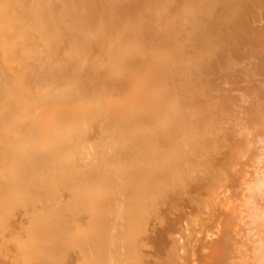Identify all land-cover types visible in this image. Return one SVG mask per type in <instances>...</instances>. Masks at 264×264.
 I'll use <instances>...</instances> for the list:
<instances>
[{"label": "bare ground", "instance_id": "1", "mask_svg": "<svg viewBox=\"0 0 264 264\" xmlns=\"http://www.w3.org/2000/svg\"><path fill=\"white\" fill-rule=\"evenodd\" d=\"M33 1L34 0H32V1L30 0V3H28L29 1L27 0V4H30L29 7L31 6V2L37 3V1H38L39 3H41L43 0H41V2L39 0H36L34 2ZM54 1H53V3H54ZM59 1L60 0H58L57 3H54V4L51 3L54 7L53 9L57 8L56 6L60 5V3L63 2V0H61L60 3H59ZM88 1H90V2L92 1L91 3L94 7L92 5H90L91 4L90 2H88L89 3L88 5L92 8H90L88 6L90 8V10L87 8L88 11L85 8V11H87V12H84V10H83L84 5L85 6L87 5L86 4L87 0H85V2H84V0H81V1L80 0H75V1L68 0L69 4L72 7H70L68 4H66L67 1L65 0V4L67 5V7L64 6L65 5L64 2L61 3V4H64V5H62V7H61V5L58 6V8L59 7L62 8V9L59 8L60 10H58V8H57L58 14L60 13V11L66 12L67 9L69 10V8H74V12L72 9L70 10L71 12L68 11V13L72 14V16L70 15V17H68L69 15H67L68 19L66 18L68 21L66 23L67 24L71 23L70 24L71 26L68 27L70 30L66 27L67 25L65 24L66 15H64V19L62 17V14H65L64 12L60 13L61 16L58 14L56 15V13L54 14V12H52L53 13V16H52V13L50 12L51 13L50 16H52L54 18V21L58 20L60 22L61 20H59V19H62V21L63 20L64 21L63 22L61 21V22L66 25V26L64 25L66 27V29L63 26V24H60V29L57 26L58 32H57V29H55L56 30L55 36L57 35V33L60 34L62 31V33L63 34L66 33L68 37L70 35V34L68 35V33L73 34L71 36H72V38L74 37L73 39L70 38L71 36L69 37V40L70 39L72 40V41L70 40L71 42L66 41L68 38H66V40H64V42L61 38H60L61 40H58L59 38H57L58 41H61V43H63L59 46L56 45L57 48L55 47V49H58V53L60 52L58 55L57 51H54L55 49H53V46L51 47V44L53 45L54 42L50 41V40L48 42H45L46 40L43 39L44 37L46 39H47V37H49L50 34L48 35V33H47L49 31H47V29H46V32L45 31L41 32L45 27L48 28L47 27L48 25L47 26L45 25V27H43L44 22H42L43 19L46 18L45 15H48L47 10H45L46 14L43 13L44 17L42 18L41 15H43V14H42V12H40V9H39V12H40L39 15L40 16H38L36 14V13H38V11L36 10L37 9L36 3H35V5H32L33 8L30 7L31 10L32 9H34V10L27 12V8L29 10H30V8L28 7L27 4H26L27 5V7H26V5H25L26 0H0V70H2V71H0L1 72L0 73V84L3 83V85L2 84L1 85L4 86L6 89L8 87L7 91L11 90V91H9V93H7L6 91H3L5 89L4 87H2V89H3L2 91L0 89V98H1L0 99L1 100V102H0V111L1 112L0 113L2 114L0 116H3L4 114H6V117L10 116L7 119H5L4 123L3 124L1 123L2 125L0 126L1 129L5 130L4 132H7V133L2 134V135H6V137L2 141L0 140V145L2 146V147L0 146L1 150H2L0 152V154L3 152V154H2L3 156L0 158V166H1L0 167V264H36L37 260L39 263L44 262L43 264H45L46 262H47V264H49V263H53V264L54 263H56V264H69L70 263L71 264L72 261L77 262L75 264H99L100 258H101V262H103V264L105 261H106L105 264H121L124 261H128L127 259L130 258L129 257L130 254H131L130 256H131L132 260H134L133 261L134 263L133 262L131 263V261L129 263V261H128L127 264H136L138 262L136 259L140 258L138 256L139 253H135V255H136L135 256V255H133L134 253L132 251L135 248L136 249L134 252L139 251L142 246H143V248H145V250H147L146 247H150V245H153V244H150L148 246V244H147V246H144V244L146 243V242H144V244L141 247H139V245L137 246V244H135V243L128 242L129 238H127V236L132 234V233L134 234V232L136 231L135 227H137L139 224L142 225L144 222V220L142 218L143 216H141V217L139 216V218H142L140 220H138V217L136 218V215L139 214V213H137L138 211L136 212V209L134 212L135 205L137 204V202L140 199V197L138 198L136 196H137V194H139V196L142 194V196H143V193H145V195H148V193L150 191H151L150 193L153 195L154 193L156 194V192L154 189L155 188V182H153L154 180H152L151 182H148V184L151 183V186H152V183H154L153 184L154 187L153 186H152L153 188L151 187L152 190H154V193L152 190H149L151 188H150V185L147 186V180H146L145 184H146V187L149 189H145V191L146 190H149V191L144 192L143 188L145 186L143 185L144 187H142V185H141L142 181L140 184L138 183L139 180H137V179L139 178V176L137 175V173H134V172L136 170L135 167H137V165H139V163L137 164V162L139 160H142L144 163V160H146L148 158V157L146 158V155L151 153V156L153 157L154 155H152V152H153V154L156 155V153H155L156 151H158V156L160 155L161 157H162V155H164L165 153L167 154V152L170 151L171 154L173 152L172 156L174 155L175 152H177L176 153L177 158L179 156L182 157V156L186 155V157H185L186 159L183 157L180 160V157H179L178 159L180 161V164L178 163V161L177 162L174 161V163L176 165H173L174 164V163H172L173 161L172 162L169 161V159L171 158V156L169 155L170 157L168 156L167 160L171 163L168 162L169 166H167L168 163L166 164V162L164 160V159H166V158H164L165 156H163L161 158V159L164 158L163 162H164V165H166L167 167H165L161 161L162 165L160 163L161 167L159 169H162V170H161V172L159 170H157L155 175L159 174L158 176H161L162 174L163 175L166 174L163 172L166 169H167V171H165V172H167V174H168V175L166 174L167 177L169 176V174H172L171 176H174L173 173H175L176 170L178 173L176 172L175 174L176 175L179 174V175L174 176L177 178V180H176V178L171 177V176H169L167 179L166 175H164L166 178L164 176H161V178H159V177L153 178V176H152L153 179H157L158 181L159 180L161 181L164 178L163 182L167 181L166 187L169 186V188L168 187L165 188V183H163L164 187L162 186L161 188H164V189H161L162 192H163V190L165 192V189L168 192L167 193L163 192L162 193L163 195L160 193L162 195V197L160 195L161 199H160V197H158L157 194H156L157 196L155 194H154L155 196L154 195L150 196V197L148 196L149 199L151 197L152 198L154 197L155 199L159 198L160 200H162V201L158 200L160 202H163V203L166 202L167 201L166 198H165L166 201H164L163 197L166 196V195L164 196V194L169 195V190H171V187H172L173 192H172V196L170 197V195H169V197L172 199V197L174 195H176L177 197L174 196L172 201L173 200L177 201V202L181 201L180 203H182L183 201H185V203H187L186 200L190 198V197L188 198V195L191 193L190 190L195 192V195H196V191H199V192H197V195L201 194V196H199L200 198L196 196L195 197L196 199L193 197L194 195L191 196V197H193V199L191 198V200L189 199V201L190 202L192 200L193 201H192L191 205H190V202H188L189 204L187 203L189 205V208L187 207L188 205L185 206L184 203L181 204V207L185 206V208L187 209L186 214H188L189 211L193 210V205H192L193 203L195 206L197 205L196 207L194 206L195 207L194 212H196V215L193 214L194 217H196V218L191 217L192 214L190 216H189V214L184 215V216H187L184 218L191 221L189 224V227L187 225L188 224L187 222H186L187 224L185 226V222H183V221H185L186 219L182 220L183 219L182 215H180V214L185 213L184 212L185 210H183L184 208L182 209L180 207V205L177 206L180 203L177 204V202H174L175 206H174V204H172V205L167 204L169 206H172V208L178 207L177 209H179V210L181 208L180 211L175 209V208L174 209H172V208L167 209V207H163V205L160 206V203L157 202V203H159V206H158L156 201L154 202L156 204L152 203V205L154 204L153 205L154 207L157 205L156 208L159 207L161 209L160 212L162 211V214H160V216H162L163 212H164L165 214L172 215V216H169V217H171L172 220L179 215L182 218L181 219L182 223L179 222L180 225L184 224V225H181V229H180L181 233H180L179 229H178L179 234H177L176 231L175 232L173 230L171 231V229H170L171 227H170L168 230H170L171 233L173 232L174 234L169 233L168 239H167L168 234L164 233L167 229L165 231L162 230V227H163L162 222L168 221V219H170V218H166L167 219L166 220L165 216L163 215L164 216V218L162 216V218L164 219V221H163L162 218H160L161 219L160 220L159 218L155 217L154 215L156 212L154 213V215L152 214L153 211L150 208L151 205H148V208H149V211H148L147 206H146L147 204H145V202H141L142 199H140L141 205L145 204L144 206H142L141 210H145V208H146L148 212L152 211V213H149V214L150 215L152 214L153 217L149 216L148 213L146 215L147 211H145V215L143 213L140 215H144L147 217L149 216L150 218L152 217V219H150L149 221L150 222L155 221L156 223L153 222L155 224L154 226H157L158 228H160L163 231V232L161 231V233H160V229H159V232H156L157 236H160V238L162 239V237L164 238V236L166 235L165 236L166 240L169 242V244H168V242L165 243V240L163 239L164 240L163 243L169 245L171 250L173 249L172 250L173 252L175 251V248L177 250V247H179L180 249L182 247V249H181L182 251L180 249H178L177 252L174 253L177 256L181 255L180 253H182V255L178 256L177 258L175 257L176 256L175 255L174 256L175 258L173 257L174 258V260H173V258H170L171 255L173 254L172 251H170V248H169V251H170L169 252L167 245H164V247H162L163 244L162 245L160 244V246H159L160 250L158 249L159 251L165 252V255H167L168 253H171L170 255L169 254L167 255L170 259L165 256V258H167L169 260V261L167 260V263L169 262V264H170V261L173 262V261H175V259H178V260L181 259L180 260L181 264H184V263L186 264V262H188V261H190V262L187 264H191V263L192 264H195V263L196 264H264V73H263L264 69H258V71H257V69L254 68V67H258V66H260V68H262L264 66V61L261 62V59L263 60L264 56L262 55L261 58H260L261 55L259 56L260 53H263L262 48L264 47V44H263L264 41L262 42L263 45L261 44L262 36L264 38V35H262L264 33L263 30H262V32H260L261 29L256 30L254 28V26L252 25L255 30L253 29L252 32L250 30L249 31L251 32V34H253L255 36V38H254V36L249 35V38H250L249 39L247 37V35L244 36L245 34H243L244 37L243 36L242 37L244 39L242 38L241 40H239V42L237 44H235L232 47L233 49L231 50L230 46H232V42L228 41V43H227V40H231L230 35H229L230 39L228 36H224V33H223L224 37L221 36L222 35L221 29H223V27L220 26V28H217V26H216L217 30L220 29V30H218L219 32H217L218 35L212 29H211V31H213V32L206 31L208 29L210 30V28L213 24L217 25V23L221 22L219 19H217V15L220 17L219 11H218V14H216L214 10H212L209 15L206 14V16L208 15L211 17L209 20H208L209 17H206L204 13H203L204 15H202V13L200 12L203 8L207 9V7L209 6L208 4L210 3L209 1H211V0L202 1V2H204L203 4H206V2H207V4L205 6L201 5L203 7L202 9L199 7V5H198V7L194 6V4L197 1L194 3V0H188V1H190L188 4H190L192 6V8L194 6V12L196 14V18H195L194 14H192V15L190 14V13H194V12H189V14L194 18L192 19V17L189 18L188 16H186L189 18V20L190 19L193 20L192 22H191V20L188 21V23L185 22L186 20L182 15L184 13L183 11L188 6H190V5L186 4L187 1L185 2V0H179L181 2H178V0H176L175 2H177L178 4L171 2L172 3V5H171L169 2L167 3L165 0L164 1L161 0V3L166 2V3L162 4L163 7L165 6V4H166L165 7H167V4H169V6L171 5L170 6L171 8L169 6L167 8L168 9L170 8L169 13L170 12H172V13H170L171 16L169 14V16H170V18H169V16H167V14H168L167 10L168 9L165 7H164L165 10H163V11L160 9V7L158 8V10L160 9L162 12L165 11V14H163L160 10L159 11L156 10L158 12L157 14L154 11H153V13H155V14L151 13V14H153L154 18L157 17L158 14H160V13H162L165 16L164 17L161 14L160 16L162 18H160V16H158L159 18L157 17L158 19H160V20H158L159 22H161V20L163 21V23L165 22L164 24L166 25V27H164L163 29L161 28L162 31L160 30V27L161 26L163 27V25H162L163 23L160 26L159 25L160 23L157 22L159 24L156 27L159 26V30L154 29L156 23L154 24V28H153L154 30L153 31H155V30L158 31L157 36L155 35L157 38L156 39L154 38L155 41L157 40L156 41L157 43H156L155 41H153L151 39L152 37H154V35L151 36L152 33L151 34L149 33V31H151V29H149L148 32L146 31L147 30L146 27H148V25L150 27V25H151L150 22L153 21L152 20L153 17L152 16L148 17L147 14L149 11L151 12V10H148L149 6H151L154 9V6H153L154 4H155V7H157V5L159 6V4L161 5V3H159V4L157 3L158 1L160 2V0H153V1H156V3H153L152 0H148L147 2L150 1L149 2L150 5L146 4V6L141 4L142 2H146V1L141 0V2H140V0H139V2L141 4V6H140L141 8H139V7L138 8L141 10L134 8V6H136V5H129V4H128L129 7L127 5V8H125L126 10L123 9L124 7L121 6L122 5L121 0L109 1L111 6L108 4L109 2L107 3L106 0H100L101 5H102V3H104V1H106L104 4V7H103V5L102 6L100 5L99 0H88ZM97 1H98V5L100 6V9L97 8L98 7ZM115 1H117V2H115ZM137 1H134V2H137ZM213 1H215L217 3L216 4L217 8H218V10H220L218 0H212L211 1L212 4L215 3ZM226 1H228V0H226ZM46 2H44V4ZM48 2H52V1L48 0ZM71 2H72V4H71ZM74 2L78 3V4L75 5ZM80 2L81 3L84 2L85 4L83 5ZM114 2L117 4V6H115ZM184 2L187 6L186 8L181 6V4ZM222 2L220 5H223ZM238 2H240V1H238ZM260 2H261V0H260ZM106 3L108 4L109 7L106 5ZM113 3H114V5H113ZM125 3H129V2H125ZM235 3H233V6L235 5L234 8L230 7L232 12L230 11V14H228L229 16L233 14V16H230V17L228 16L229 18L227 17V19L224 20V21H228V23L232 21L231 18L236 17V14L238 12V6L239 5H237V3L236 4ZM257 3H259V2H257ZM46 4H48V6H49L47 9L48 10L51 9V11H52L53 10L52 6L50 8L51 4L50 5H49V3H46ZM79 4L81 5L80 9L82 7L83 8L81 10L79 9V11H78L77 8H79ZM151 4H153V5H151ZM179 4L181 7H178ZM24 5H25V7H24ZM176 5H178V6H176ZM261 5H263V4H261ZM261 5L259 6L258 10H254V11L255 12L258 11V13L261 14V12L263 10L262 9L263 7H261ZM34 6L36 9L34 8ZM42 6H44V5H41V7ZM130 6H133V7H130ZM143 6H144V9H146L147 7L148 8L146 10H144L142 8ZM174 6H176L175 8H179L178 9L179 11L181 8L183 9V10L181 9L182 10L181 11L182 13H180L181 16H178L179 13H178V15H176L177 14L176 9H173V10H176L175 12L172 10V8H174ZM229 6H230V4H229ZM101 7L105 8V12L107 9H110L111 12L109 10H107V12H109V14L113 13L114 10L117 11L114 13L117 14L118 18L119 17L120 18L117 20V18L112 16V14H111L112 17L108 18L109 16H107V14H108L107 12L106 13L99 12L102 9ZM106 7H108V8L106 9ZM110 7L114 10L112 11V9ZM24 8H26V9H24ZM65 8H66V10H65ZM192 8H190V9H192ZM239 8H243V7H239ZM44 9H45V6H44ZM121 9H123L122 11H124V12H122ZM129 9L131 12H133V10L137 9L138 13H136L135 12L136 10H135L133 13L129 14L130 13V11L128 13ZM187 9L185 10L186 12H188ZM195 9L197 11H198V9L199 10L201 9L199 11L200 15H198L199 13L197 11H195ZM208 9H209V7H208ZM76 10L79 12V14H77ZM239 10H241V9H239ZM243 10H245V9L243 8ZM259 10H261V11H259ZM120 11H121V16L125 15V19H128L130 22H131L132 17H133V19H135L134 16L137 17L135 15V13L139 14L140 11L143 12V15H145L147 17V20H143L145 18V16H144L142 19L143 22L139 21L138 24H134V20H132L133 21L132 23L134 25H131L132 23H129L130 25L128 23L123 24L124 21H126V22H128V21L125 20L124 17L119 16ZM241 11H240V13H242ZM26 12H27V14L30 13V15L25 14ZM88 12H90V15ZM173 12L177 16V18L174 17L175 15L172 16ZM212 12H214L216 15L215 14L213 15ZM82 13H83V15H82ZM87 13H88L87 16H90V17L91 16L94 17L96 15L95 18L98 16L97 13H100L99 16L101 15L102 17L101 16H100L101 18L99 17V20H100L99 22H101V19L103 17L105 18V20H104V18L102 19L104 21L103 24H99L98 22H93L95 18L90 19L89 17L86 16L87 19L89 18L91 20V21L88 20L89 22L87 23L86 22L87 20L84 17L85 14H87ZM94 13H95V15H94ZM114 13H113V15H114ZM244 13H246V12H244ZM258 13L254 14V12H253V14L257 15V16L259 15ZM262 13H264V12H262ZM24 14L27 15L28 18ZM54 15L59 16L60 18L56 17V19H55ZM77 15H78V17H77ZM80 15H82L84 17V20H86V21H84V23H87L88 26H87V24L86 25L83 24V19H81L82 16H80ZM127 15L128 16L132 15V16H130V18L129 17L127 18ZM143 15L141 14L138 16H143ZM154 15H157V16H154ZM224 15H226V14H224ZM261 15H263V14H261ZM23 16L27 19H25V18L23 19L22 18ZM212 16H213V18H212ZM221 16H222V14H221ZM38 17H41V18L39 19ZM49 17H48V19H49ZM52 17H51V19H52ZM72 17H74L73 19H76V20H74V22L72 21L73 19H71ZM113 17L116 19L113 20ZM167 17H168V19H166ZM179 17L181 18L180 20H182L181 22L178 20ZM253 17H255V16H253ZM122 18L124 21L123 20L120 21V19H122ZM163 18H165L166 20ZM174 18H175V20L177 19L179 22H176V21L174 22ZM220 18H222V17H220ZM244 18H247V17L245 16ZM48 19H47V21H48ZM78 19L81 20V21L79 20L80 21L79 23H81L82 25H80V24L79 25L82 27V28L81 27L80 28L83 32H81V30L79 28ZM170 19L171 20L173 19V20L171 21ZM214 19L219 20V22H216ZM228 19H231V20H228ZM116 20H117V22H119V21L122 22V23L119 22L120 25L123 24V25H121L122 28L119 26V23L115 22L116 24H118L119 28L114 23V21H116ZM138 20H141V19L140 18L137 19V22H138ZM154 20H156V19H154ZM167 20L171 23H169V22L166 23ZM207 20L210 21L211 23L208 22ZM212 20H213V23H212ZM255 20H257V19H255ZM50 21H53V20H49V22ZM106 21H108L109 23ZM110 21L111 22L113 21L112 23L115 24V26L112 23H110ZM147 21H150V22H147ZM224 21L222 20L221 23H223ZM234 21H236V20L235 19L233 20V23H234L233 25L236 24V22H234ZM253 21H252V24H253ZM49 22L47 24H49V27H50V24H52V23L51 22L49 23ZM59 22H58V24H59ZM105 22L108 24H111V25H108ZM137 22H135V23H137ZM153 22H155V21H153ZM189 22H191L190 23L191 25L189 24ZM194 22H195V25L193 24ZM74 23H76L77 25ZM95 23H98L97 24L98 26L101 25L103 27V29L105 26L110 27L109 28L110 32L112 30L116 31V29L119 30L121 28V32L125 33L126 35L123 33H120L119 32L120 30L118 31V33L125 35L126 39L130 35V36H134L135 38H133V37L132 38L136 40L137 36H135V35H141L142 37L140 36V38H144V40L143 39L140 40L139 37L138 38H139L140 42L138 40V42H139L138 43L136 40V42L139 44V46H141L140 50L138 51V49H139L138 47L135 48V51L136 52L138 51L139 53L138 52L135 53V51L133 52L132 50H130L131 49L130 47H126L127 43L125 46L124 45L122 46L121 42L123 43V41L120 39L122 38L124 40V38L121 36L119 37L118 35L116 36L115 34L117 31L116 32L112 31V33L109 34V36L108 35L107 36L111 37L110 35L113 34V36L116 37V39L120 38L119 42L117 40H114V41H116V42H114L113 41L114 37L108 38V40H105V41L109 42V45L107 42L108 46L105 44L107 46L106 47L104 45V43H106V42L104 41V43H103V40L101 41L102 38L101 37L99 38L100 34H98V30L101 29L102 27L100 26V28H98V27L96 28L97 29L96 33L98 34V36L95 32L93 33V31H96V30H94V27H96V26H94ZM175 23L180 25V27L176 28ZM225 23H227V22H225ZM258 23L256 22V25ZM260 23L263 24L264 22L263 23L260 22ZM55 24H57V23H55ZM89 24H92L94 26L93 28L90 27L91 29H93L91 32L93 33V35L96 34L98 39L96 37L93 38L94 36H92V33L89 32V30H90ZM168 24H172V25H170L172 27H170ZM202 24H204V26H206V25L210 26V24H211V26L209 28L206 26V28L204 29V26L200 27ZM246 24H248V22ZM259 24H258V26H259ZM61 25L64 27L63 28L64 31L61 29ZM135 25L138 27H136ZM145 25H147V26L145 27ZM131 26L136 27L137 29L141 30L140 31L141 34H139V30L136 31V32H138L136 34V32H134L135 30L132 29L133 27H131ZM167 26L169 27V29L167 28ZM42 27H43V29H41ZM113 27L115 29H112ZM129 27H131V30H133L132 32L129 30ZM231 27H233V26L231 25ZM244 27H243V29H244ZM248 27H249V25H248ZM262 27H264V26H262ZM143 28L145 29L146 32L142 31ZM165 28H167V29H165ZM199 28H203L204 30L199 29ZM234 28H237V27L235 26ZM40 29H41V31H40ZM65 30H66V32H65ZM68 30H69V32H68ZM127 30H128V33H127ZM163 30H165V31L169 30L170 32L172 31L171 33H173L172 37H170V36H167V33L170 34V32L168 31L166 33L164 31L166 34V37H169V38H167L168 41L165 37V34L162 33ZM226 30L229 32L228 29H226ZM235 30L237 33V29H235ZM235 30H234V32H235ZM240 30H241V27H240ZM124 31H126V32H124ZM195 31L198 32L199 34L196 33ZM200 31H201V33H200ZM255 31L257 33H259V36L255 33ZM38 32H40V33L45 32L44 36H40L41 34L39 33L40 34L39 35ZM51 32L53 33L54 29ZM100 32L104 33L102 31V29ZM204 32H206V35H204L205 34ZM223 32H224V29H223ZM228 32L225 31L226 34L230 33V32L229 33ZM245 32H243V33H245ZM30 33H33V34H30ZM46 33H47V36L45 35ZM52 33L50 35L51 37H53V35H54ZM211 33H214V35L212 36L214 40H217L216 37H219L217 42L212 40V37L210 36ZM239 33H240V31H239ZM143 34L145 35V37ZM163 34H164L163 39H165V40H163L161 38V36L163 37ZM178 34H180L179 35L180 41L182 40V42H184V40H185L184 43H186V44L191 43V44H188L190 47L193 46L194 41H197V43L194 42V47H192V48L199 47L198 51H196V50L192 51V48L190 49L184 43H183L184 47H182L181 42L178 41L179 39H177ZM200 34L204 35V37L206 39H207L206 36L209 34L208 37L211 38L210 40L212 41V46H208L206 48H204V46H201V45H203L204 41H205L204 44H208L211 41L209 40V38L207 39L208 41H206V39L201 40L202 35H200ZM260 34H261V36H260ZM30 35H33V37L37 36V39H36V37H34V38L32 36H31L32 38L29 37ZM127 35H128V37H127ZM146 35L151 36V38H149V37L147 38ZM181 35H183L182 38H181ZM194 35H198V37L194 36ZM232 35H233V33H232ZM38 36H39V38H38ZM104 36H105V33H104ZM235 36H239V35H235ZM220 37L223 39H220ZM245 37H247V38H245ZM257 37H258V39L261 37V39L258 40ZM40 38H41V40H40ZM183 38H184V40H183ZM92 39L94 41L96 39L99 42L97 43V41L96 42L93 41L94 43H96V45H95L92 42ZM133 39H131L132 42H134ZM147 39H150L151 41L150 40L147 41ZM235 39L233 40V42H235ZM243 40H244V42H243ZM248 40H252V41L254 40V43L253 44L249 43ZM54 41H56V39H54ZM125 41L126 40H124V43H125ZM189 41H191V42H189ZM201 41H202V44L200 45ZM240 41L242 42V44ZM49 42H51V43H49ZM101 42L103 43V45L105 47L103 45H102L103 47L102 46L101 47L99 46L100 48L97 47L98 45H101V44H99ZM110 42H112L111 45H110ZM150 42L152 45H150ZM176 42H179V43L176 44ZM229 42L231 44L230 46H228ZM247 42H248V44H246ZM259 42H260L261 46H263V47H261V46L259 47V45H260ZM130 43L128 42V46L131 45ZM140 43H142L143 48L145 47L146 52H144L145 49L141 50L142 45ZM222 43H223V45H222ZM243 43H244V45H243ZM255 43H256V45H254ZM154 44L157 46H154ZM158 44L161 45L162 47L159 46L160 47L159 48ZM178 44L179 45L181 44V45L179 46ZM214 44L215 45L219 44V45H217L215 47ZM134 45H136L135 42H134L133 46ZM195 45H199V46H195ZM221 45H222V48H221ZM242 45L245 47H243ZM246 45L248 47L251 46V48L253 47L251 49L252 52L250 51V48H248ZM49 46L52 48V53L56 52V53H54V55H56V57L52 56L53 58H50L51 53H49V52H51V51H49V49H50ZM62 46H64V47L61 49ZM152 46H153V48L155 47L154 50H153ZM235 46H236V49H235ZM209 47H211L214 52L211 51V48H209ZM217 47L221 48L223 50L221 51L220 49H218L219 51H217ZM239 47H240V49H239ZM254 47H255V49H254ZM203 48H204V52H206L207 50L209 52L207 51V53H204V52L201 53L199 50L202 51ZM226 48H229L230 51H229V49H226ZM215 49H216L217 53L215 52ZM243 49H245V51L249 50L251 53L248 51L249 54L247 52L245 54ZM258 49L261 51H259ZM224 50L226 52H223ZM256 50L259 53H257ZM231 51H233V52H231ZM263 51H264V49H263ZM41 52H43V53H41ZM221 52L225 53V54L230 53L229 54L230 56L223 54V56L225 55L224 56L225 58L223 59V56L220 55ZM241 52L243 54H241ZM254 52L256 55L254 54ZM142 53H145V54H142ZM237 53L241 54V56L240 55L237 56V59H239L238 57H241V59L239 61L236 60ZM244 54H245V56H244ZM233 55H234V57H232ZM242 55L245 59L242 57ZM218 56H220V57L222 56V57L219 58ZM37 58L40 61L39 60L36 61L35 63L38 62V64H35L33 61L36 60ZM54 58H55V60H53ZM232 60H234V61H232ZM240 61H241V63H240ZM259 63L262 65H258ZM52 70H56V71L57 70H70L69 72L67 71V73H64L62 71V73L65 74V75L64 74H62V75L64 77L68 75L69 78L68 77L67 78L65 77V78L69 79V80H66L64 82L62 79L63 77H61L62 75H60V71L53 72ZM72 70H74V71H72ZM82 70H85V71L82 72ZM86 70H87V72H86ZM95 70L96 71L101 70L100 71L101 73L100 72L96 73ZM102 70H104V73L102 72ZM105 70H106V72H105ZM107 70H109V71L107 72ZM124 70H127V71L129 70L130 73L127 71H124ZM132 70L134 71V73ZM157 70H159V71L157 72ZM181 70H184V71H181ZM185 70H187V71H185ZM192 70H193V72H192ZM196 70H201V71H196ZM209 70H211V71L216 70L215 72H217L218 74L215 72L212 73ZM222 70H227V71H222ZM259 70H262V71L260 72ZM202 71L203 72L205 71V72L202 73ZM131 72H132V74H131ZM198 72H200V73H198ZM55 73H57V75ZM215 74H216V77L214 76ZM59 75H60V77H59ZM209 75H211V76L208 77ZM84 77H86L87 79L84 80ZM122 81L123 82L128 81V83L130 82L129 84L127 83L130 87L128 85H126V83H121ZM131 81L133 83H131ZM66 82H67V84H66ZM216 82H217V85H216ZM25 83H27V84H25ZM117 84L118 85H124L125 88H124V86H120V87L124 88V90H122V88L118 89L119 86ZM131 84L133 86H131ZM150 84L152 86H154V87H151L152 89L149 87V86H151ZM191 84H193V85L196 84L192 88V90L194 89L193 92H191V89H190L192 87ZM23 85L28 86V87L25 86V88H29L31 86L32 90H30V88H29L28 90H30V91H27L23 87ZM65 85L67 87L66 91L63 90L64 89L63 88L62 89L63 93L59 92V89H61L62 86L65 87ZM34 86H41L40 88H43V89L46 88V89H44V90L42 89L43 92L41 91L42 94H40V96H39L38 92H35V91H37V89L35 88L36 90H33ZM58 87H60V88H58ZM126 87H127V89H126ZM181 87L182 88L185 87V89L187 91L185 89L180 90L179 88H181ZM188 87L190 89L189 92L187 89ZM213 87H215L214 88L215 90L213 89ZM216 87H218V88L216 89ZM227 87L229 88V90ZM9 88H11V89H9ZM56 88H58V92L61 95L59 97H58L59 94H57V92H56L57 90H55ZM210 88H211V90L212 89L213 90L211 91ZM22 89L24 91L26 90L28 93L31 91H34V92L29 93L31 95V97H29L30 95L28 94L29 95L28 96L27 93L24 92ZM83 89L84 90L86 89V91L87 90L89 91V92H87L88 94H90L89 97H88L87 93H85L86 96H84V94H82V92H84ZM110 89L113 91V93H111ZM12 90H14V91H12ZM108 90H110V91H108ZM119 90H120V92H119ZM125 90L126 91L129 90V91H127L128 94H130V95H127L128 101L126 100L127 98H124V96H122V95L127 94V92ZM131 90L132 91L134 90L135 93L131 92ZM163 90L167 91V92H164ZM184 90L186 91L187 94L197 92L196 93L197 95L193 96V94H191L192 95L191 96L189 94L191 96L190 97L189 95H186ZM197 90L200 91L201 93L198 92ZM218 90H220V91H218ZM116 91H118L117 92L118 94L116 93ZM209 91H211V95L209 94L210 93ZM109 92H110V94H109ZM121 92L123 93L122 95H121ZM180 92H182V93H180ZM213 92H215L216 95L213 94ZM217 92H218V94L220 92V93H223L224 95L219 94V96L220 95L221 96L218 97ZM230 92H232V94L230 95V97L232 96V98L228 97V94H230ZM18 93H20V95ZM23 93L26 94L25 96L27 99L30 98L32 100V98L35 97V93H37L38 97H35V100H37V99L39 100V98L47 100V101H45V100L42 101V104H41L42 108L36 106V104L38 105L39 101L36 104L32 105L33 108H35L34 107V105H35L37 108H40L41 110L43 109L42 110L43 112H41L39 109L38 111H40V114H37L36 117H33L34 119H29V117H28L27 118V119H29V120H27L28 124H25V125H24V123H26V122L22 121V119L24 118V116H22V112L25 110L24 109H23V111L19 110V108L25 107L24 105H22V102L24 104V101H22V100L25 98V96H23L24 95ZM119 93H120V95H119ZM169 93H171V94H169ZM81 94L83 95V97H80V96H82ZM140 94H144V95H140ZM166 94L169 96H166ZM66 95L68 97H70L71 99L75 98V100L78 97H80V98H78L75 102H73L72 105H70L72 103V100L70 101V99L68 98L69 100L68 99L67 100L70 104H68L66 102V105H65V102L63 104L61 102L67 98V97H65ZM22 96H23V98H22ZM62 96L65 98L63 99ZM129 96H130V98H129ZM142 96L144 97V100H143ZM188 96H189L190 100L188 99ZM197 96L198 97L200 96V97L198 98ZM215 96H217L218 98ZM84 97H85V99H84ZM164 97L167 99V101H165L166 99ZM183 97H186V98H183ZM192 97H195V99H193ZM212 97H213V100L211 99ZM221 97H222V99H220ZM227 97H228V100H227ZM26 98L24 100H27ZM60 98L62 101L59 100ZM160 98H162V99H160ZM223 98H225L226 101H224ZM13 99H15V100L12 101ZM182 99H184L185 102ZM185 99L189 100V101H186ZM214 100H217V101H214ZM27 101L25 102L26 103L25 105H27L29 103ZM158 101H159V103L161 101L163 105L162 104L159 105ZM17 102H18V105H17ZM19 102L21 105L19 104ZM129 102H131V103H129ZM142 102H146L145 107L143 106L144 104H142ZM186 102H189L188 103L189 105ZM190 102H192L194 104L196 103L195 105H197L198 107H193L194 104H191ZM113 103H115V104L117 103L116 106L119 104V107H120V104H122V107L125 104L124 108H126L127 106H128V108L123 110L124 108L121 107L120 111H118V112L115 111L116 112V114H115L114 108H115V110H117L119 107L116 108L114 106L115 104H113ZM67 104L70 105L71 107H69ZM209 105H210V107L208 108ZM28 106L31 107L30 103ZM28 106L26 109L27 112L25 111L26 113H29L28 112V110H29ZM140 106H141V108H139ZM211 106H212V108H211ZM110 107H113V109ZM202 107L203 108L206 107V109H203ZM37 108H35L33 110H37ZM17 109L19 112L16 113L15 111H17ZM208 109H210L211 111L209 112ZM30 110H32V107L30 108ZM111 110H113V115L111 114L112 113ZM207 111H208V113H207ZM37 113H39V112H37ZM17 114H19L18 118L13 120L15 117L13 119H12V117L17 115ZM133 114L135 116L131 117V115H133ZM199 114H200V116L204 114L203 115L204 117L201 116V117H203V119L201 118L202 121L204 120V118H205V120L207 118V121L205 124H204L205 120L202 122L199 119L200 118ZM25 115L29 116V114L28 115L25 114ZM197 115H198V117H197ZM184 117H186L188 120ZM30 118H32V117H30ZM195 118L196 119L198 118V119L196 120ZM185 119H186V123L184 122ZM189 119H190V121H189ZM139 120H142L143 123L141 121L139 122ZM187 121H189V122H187ZM22 122H23V125H22ZM199 122H200V124L201 123H203V124L200 125ZM196 123H198V124H196ZM219 124H221V125H219ZM198 125H200V126H198ZM2 132L3 131H1V133ZM22 132H24L23 137H22ZM151 135H153V136H151ZM154 136L156 137L155 141L153 140ZM168 136L172 137V138H169L170 139L169 140V139H167ZM201 136L206 137V138L203 137L204 140H207V139L209 140L210 138H212V142H210V144H208L209 142L207 143L208 140L206 141L207 147H205L206 145H204V148H206L205 151L203 150L204 148H202L203 147L202 143H204L205 141L201 139L202 138ZM162 138H166L167 140L162 139ZM213 139H214V141H213ZM147 140H150V142H148ZM165 140L166 141L169 140V141L166 142ZM33 141L37 142L38 144L33 145L34 144V143L32 144ZM211 143L213 144V147H212ZM165 144L167 146L166 148H165ZM162 147L165 148V150ZM209 147L212 150L211 154L213 155V157L211 155H210L211 157L208 156L210 154ZM167 148H169V149L166 150ZM194 148L195 149L198 148V149L195 150ZM201 148H202V150L200 151ZM161 149L163 150L164 153H161L162 152ZM142 150H144V151H142ZM197 150H198V152H197ZM139 151H142V153L145 156L141 155V153ZM165 151H167V152H165ZM207 151L209 153H207ZM137 152L140 153L141 157L136 159L137 162L134 159H132L137 165L135 166L134 162L130 163L131 164L130 167H132V169L130 168L131 170H129L127 172V173H129V172L131 173V171H133L131 173L133 175H131L130 173L127 174L124 167H126L128 165H126V163H124V162L131 161L132 156H129V154L130 155H133V154L136 155L137 154L136 156H133V158L134 157L136 158L138 156ZM192 152L194 153V155L192 154ZM196 152H197V155L199 154L198 155V156H200L199 158H202V159H199L198 156H196V154H195ZM202 152H203V155H207V156L205 157V156L201 155ZM204 152H206V153H204ZM190 153L194 157H196L197 159L191 158L193 156ZM213 153L215 155L217 154L218 156L215 157L216 160H214V162L211 164V163L207 162V160H208L207 157L210 158V160H208L209 162L213 161V159H212V158H214ZM126 155H128V156H126ZM148 156L150 157V154ZM174 156L172 157L171 160L175 159ZM189 156H190V158H189ZM142 157H145L146 159L143 160ZM152 157L148 158V159H150L154 165L149 164V162L146 160L149 164V167L151 165L155 166V168L157 165H158L157 167H159V163H157L158 160H155L154 159L155 157L152 159ZM187 157L191 162L187 159ZM124 158H126V161L124 160ZM158 158L159 157H157L156 159H158ZM204 158H205V160L207 159L205 161L206 163L203 160ZM127 159H129V160H127ZM122 160H124L123 163H121ZM184 161L187 165L186 164L182 165L184 163ZM199 161H200V164L198 163ZM181 162H183V163H181ZM143 163H140V164H143ZM148 164L146 163L147 166H148ZM170 164H172V165H170ZM204 164H207L206 168L204 167ZM209 164H210L209 168L212 170L213 175L211 174L212 178H210L208 181H206L207 183H205L202 180L203 183L205 184V186H204L205 189L203 191L202 187H200V186H203L204 184H201L200 186H198L200 183V179L198 178L197 173L199 170H202L203 167H204V170L208 169L207 166H209ZM179 165L183 168H181ZM202 165H203V167H201ZM133 166H135L134 167L135 169H133ZM144 166H145V163H144ZM144 166L140 165L141 168H143ZM170 166H171V169H170ZM172 166H174V169ZM176 166L180 169L179 171H178V168L176 169ZM189 167H191V169ZM141 168L139 169V167H138L137 170H141ZM122 169H124L125 172ZM127 169H129V168H127ZM150 169L154 170V168H152V167L148 168V171H147V169L143 168L142 169L143 175H145L144 171H146L145 173L147 174V172H149ZM182 169H183V171H182ZM185 169H186V171H185ZM142 170L140 171L141 173H142ZM168 170H171V172H169ZM172 170H174V171H172ZM187 170H188V172H187ZM122 171L124 173H126L127 175L125 174L124 176H122L120 174ZM151 171L149 172V174L151 173V175H153V172H151ZM123 172H122V174H123ZM183 172L185 174H187V173L188 174L185 175ZM138 173H139V171H138ZM141 173H139L140 176L142 175ZM180 174H182V179H181ZM128 175H130V176H128ZM134 176H136V177H134ZM184 176L186 177V179H184L185 178ZM121 177H123L122 181L120 180ZM128 177H129V180L125 181L124 179L128 178ZM132 177L134 179L136 178L135 185H134V180L132 181V179H130ZM141 177L145 178L146 176H141ZM142 178L140 180H142ZM152 178H150V179H152ZM150 179H149V181H150ZM130 181H132L133 183ZM158 181H156V183H159ZM178 181L181 185L182 184L185 185V188L183 187L184 189L181 188V185L178 183ZM181 181H182V183H181ZM183 181H185V182H183ZM36 182L39 183V184H37V186L34 184ZM129 182L131 184H129ZM161 182H160V185H162ZM22 183L25 184L26 188L28 189L27 194H30V196H32L33 194L37 195L38 192H40V191L50 190L51 194L54 197V204H55L54 208L51 206L53 209H55L53 211V213H54L53 214V220H52L53 223H55L56 224L55 226L58 227L63 221L69 227V229H68L69 232L67 234H65V236H64L66 238V240H68V242H65L66 240L64 241L65 244L67 243L68 245H70V244H73V243H70L73 239L78 240V241H76V243L74 245L66 246V245H60L59 244L60 239H57V237H56V240L55 241L53 240L54 244H52V246H51L52 249L49 251V253H46V252H44L46 250L45 249L46 246L44 248V245L39 244V243L43 244V242L36 235V234H39V236H41L39 233L41 231L39 229L34 230L35 232L39 230V232L38 233L36 232V234H35L36 242H38V244H35V245H39V246L41 245L40 247L44 248V251H43L42 249H40L39 246H37V247H39L40 250L34 246L32 255L35 257V258L33 257L34 259H37V260H35V263L32 260H31L32 262L29 260L28 255H27L28 249L25 248L26 246L22 247V244H23L22 242L23 241L26 242V240L27 241L29 240L26 237L27 233L23 232V231H25L24 230L25 228L22 230ZM137 183H138L139 187H138V185L136 186ZM128 184L133 185L134 188L136 186L137 188H139V190L141 189V191L134 189V190H136L135 193L137 191L139 193L137 192V194L135 196V194L132 192L135 197H132V196L129 197L128 196L129 191L127 192V185ZM186 184H188V186H190V187H188ZM140 185H141V187H140ZM158 185L159 184H157L156 187ZM159 186L157 188H159ZM130 188L128 190H130ZM157 188H156V191H158ZM179 188L183 189L187 193L189 192V194L186 196L184 194L185 192L183 190L181 191ZM189 188H190V190H188ZM198 188H199V190H198ZM132 189L133 188H131L130 191H132ZM194 189L195 190L197 189V190L194 191ZM200 190H202L201 193H200ZM142 191H143V193H140ZM159 192H160V190H159ZM182 192H183L184 196H181V195H183ZM124 193L127 195H125ZM130 193L131 192H129V195H131ZM145 195H144V197H145ZM190 195H192V193ZM46 196L44 194V198H46ZM126 196L129 197V200H128V197H126ZM28 197H29V195H28ZM144 197H142V198H144ZM156 197H158V198H156ZM175 197H176V199H175ZM178 197L180 198V201H179ZM39 198H42V200H43V197L40 196ZM134 198H138L137 199L138 201L136 202V204H134V201L136 200ZM145 198H147V196ZM154 198H153V200H155ZM197 198H199V199L197 200ZM184 199H186V200H184ZM194 199L197 201H194ZM42 200H39V201L43 202ZM132 200H134V201H132ZM48 201H49V198H48ZM144 201H146V203H147L146 199H144ZM51 202H53V200ZM94 202H97L96 204L98 205V208L100 207L103 216H101V214H100L101 213L100 209L97 210L98 212H95V215L93 214L94 216L93 215L90 216V214H91L90 211H92V213L94 212L92 210V203H94ZM149 202H151V200ZM149 202H148V204H149ZM47 203H49V202H47ZM49 204H48V206H49ZM164 205H166V204H164ZM109 206H112V208L114 207L113 208L114 210L112 209L114 211V213L111 211L113 214H110L109 212H107V214L104 215V212L106 213V211H104V208H105V210H107ZM140 206L137 205V207H140ZM143 207H144V209H143ZM161 207H163L164 209ZM140 208H138L137 210H139ZM132 209H133V211H132ZM150 209H151V211H150ZM182 210H183V212H182ZM199 210L203 213L201 214V212H200V214H199ZM205 210L207 211V214H206ZM95 211H96V209H95ZM154 211H157V209H155ZM208 211L210 214H208ZM48 212H49V210H48ZM128 212H129V214H131V212H132V214L134 213L133 215H135V217L132 216V214L130 216L127 215ZM142 212H144V211H142ZM178 212H180V213H178ZM212 212H213V214L211 215ZM176 214H177V216H176ZM126 215H127V217H129L128 218L129 220L126 219ZM201 215H203V216H201ZM204 215H206V216H204ZM209 215H211V216H209ZM47 216H49V214ZM131 216L134 218H132ZM166 216L168 217V215H166ZM180 216L178 217L179 220H180ZM190 217L192 220L190 219ZM89 218H91L92 221H90ZM135 218L139 222L142 220L141 221L142 224L141 223L137 224L135 221ZM154 218H157V221ZM130 219H131V221H130ZM133 219H134V222L137 224L135 226L132 225L134 223V222H132ZM176 219H174L175 224L177 222ZM26 220L29 222L30 221L32 222L33 217L31 216V217L27 218ZM85 220L88 221L87 224L84 223ZM158 220L161 221L162 226H160L161 223ZM127 221H128V223H127ZM149 221L148 220L146 221L147 225L149 226V224H150L151 229L155 228L152 226L153 223L151 224ZM130 222H132V224H130ZM146 222H144V223H146ZM148 222H149V224H148ZM36 223L37 222L33 221L34 227L38 226V225H36ZM157 223H160V224L158 225ZM128 224H130L129 229L133 227L135 229V231H133V232H131V230L129 231L128 228H126V225L128 226ZM165 224H166V222H165ZM165 224H164V227H165ZM63 225H65V224H63ZM194 225H195V227H193ZM130 226H132V227H130ZM178 226L179 225H177V227ZM52 227H54V226L52 225ZM142 227H140L139 229H141ZM174 227H175V225H174ZM187 227H188V229H187ZM190 227H191V229L193 228V230H191ZM37 228H39V227H37ZM144 228H145V226H144ZM148 228H146L147 232L150 229V228L149 229ZM178 228H180V227H178ZM204 228L206 230H204ZM134 229H132V230H134ZM157 229H155V230L153 229V230L156 231ZM141 230H143V229H141ZM141 230H140V232H141ZM153 230H149V232L151 231V234L144 233L145 230L143 231V233L141 232L142 235L146 234V237L142 236L140 233H138V234H140L141 236L140 235L139 236L142 237L143 239L145 237V239L147 238V241L150 240L149 243H151V242L154 243V241H155V243H154V245H155L159 242H162V240L157 242L158 240H160V238L158 240L152 239L154 237V235H152V234H154V233H152ZM182 230H184V231H182ZM196 230H197V232L199 230L204 231V233L201 232V235H199L200 231H199V233H196L195 232ZM22 232L24 233L23 235H22ZM107 232H108V234L111 233L109 236L107 234L108 237L106 236L104 239H102V237L104 235L99 237V235L105 234ZM125 232H127V233L130 232V233L125 235ZM137 232L138 231H136L135 233H137ZM184 232H186V233H184ZM42 233H43V231H42ZM175 233L178 235L177 237L172 236V235H175ZM195 233H196V235L198 234V236H196ZM55 235H57V234H55ZM96 236L99 239H96L95 238ZM147 236H150L152 238L149 239V237H147ZM88 237H90V240L88 239ZM132 237L135 238V235L134 236L132 235ZM136 238H137L136 240L135 239L133 240L132 238H130V239L132 242L133 241L135 242V241L140 239V238H138V235H136ZM182 238H184L183 241H181ZM39 239L41 240L40 242H39ZM143 239H141L140 241L142 242ZM178 240L181 241L182 244H178V242H179ZM32 241H35V240H32ZM144 241H146V240H144ZM199 241H201V243L203 245V246H201V249H203V250L200 249L201 250V256L199 258H196V254L199 253L198 251L196 252V249H197L196 247H200L198 245L196 246V243H200ZM137 242H139V241H137ZM27 243H30V241ZM132 244H134L135 246ZM128 245L131 248L133 247L132 248L133 250H130V248L128 250V247H129ZM140 245H141V243H140ZM165 246H167V247H165ZM29 247H31V244L29 245ZM153 247H155V249ZM156 247H157V245L152 246L153 250H156L157 249ZM161 247L163 249L165 248L164 251L162 250ZM173 247H175V248H173ZM184 247H185V249H187V247H189V248L191 247L192 249L188 248L187 249L188 252H187L186 250H184ZM166 248H167V250H166ZM149 249L151 250V248H149ZM85 250H87V252H85ZM141 250H142V248H141ZM179 250L181 252H179ZM190 250L195 252V253H192ZM126 251H127V253H126ZM183 251H185L186 254ZM143 252L144 251L142 250V255H144V256H146L148 254L146 257L143 256L144 257L143 261H145L146 258H148V260H149L150 256H154V255L156 256V258L158 257L157 259H159V257H161V258L164 257L162 252L159 253L158 251L155 253H159V254H161V256L159 254H158L159 256L156 254L153 255L150 253L149 250H148V252H144V253H147L146 255ZM126 254L128 256H126ZM149 254H151V255L149 256ZM191 254L192 255L195 254V255L192 256ZM123 255L126 256V259H124ZM121 256L124 259V261L122 259V260H120L121 263H118V260H119V258L121 259ZM44 257H45V259L43 260L42 258H44ZM75 257H78L79 260H74L73 258H75ZM127 257H129V258H127ZM134 257H135V259H133ZM182 257H183L184 263H183ZM30 258H32V257H30ZM152 258L153 257H151V259H150L151 261L149 260L150 262L146 259L147 262H144V263L145 264H148V263L152 264L156 260V259H154V261H153ZM142 259L143 258H140L139 261H141ZM197 259H199V260H197ZM41 260H43V262H40ZM135 260H136V263H135ZM162 260H163V258H162ZM178 260L175 261L176 264H180ZM193 260H197V261H195V263H194ZM161 261H159V262L162 263ZM140 263L143 264L142 261L137 263V264H140ZM160 263H158V264H160ZM165 263H166V261H165Z\"/></svg>", "mask_w": 264, "mask_h": 264}, {"label": "rangeland", "instance_id": "2", "mask_svg": "<svg viewBox=\"0 0 264 264\" xmlns=\"http://www.w3.org/2000/svg\"><path fill=\"white\" fill-rule=\"evenodd\" d=\"M28 1H29L28 3H30V0H28ZM31 1H32V0H31ZM34 1H36V0H34ZM34 1H33V2H34ZM39 1L41 2V0H39ZM46 1H47V2H46ZM49 1H50V0H49ZM51 1H52V2H48V0H45V1L43 0V1L41 2L42 4L39 3L38 1H37V3L35 2L36 5H37V9L35 8V6H34V8L38 11V13H36V14H37L38 16H40V15H39L40 12H42V14H43V13L46 14L45 10H47V14H48V15H45L47 19H48V17L51 15L52 12H54V14L56 13V15H57V14H58V13H57V8H58V6L61 5V7H62V5L65 4V0H63L64 4H61V3H63V2L60 3L61 0L59 1L60 5L57 4L58 6H56L57 8H55L56 10L53 9L54 7H53V5L51 4V3H53L54 0H51ZM55 1H56V2H55ZM55 1H54V3H57L58 0H55ZM66 1H67L66 4H68L70 7H72V6L69 4L68 0H66ZM70 1H71V0H70ZM72 1H75V0H72ZM80 1H81V0H80ZM106 1H107V3H108L109 1H112V0H106ZM106 1H104V3H102L103 7H104V4H105ZM113 1H114V0H113ZM134 1H137V0H134ZM134 1H133V0H121V4H122L121 6L124 7L123 9H125V8H127V5H128V4H129V5H136V6H134V8H137L138 10H141V9H139V8H141V7H140L141 4L144 5V6H146V4H149V2H150V1L147 2L148 0H144V1H146V2H142V3L140 4L141 0H140V2H139V0H138V1H137L138 3H137V2H134ZM142 1H143V0H142ZM152 1H153V0H152ZM162 1H164V0H162ZM165 1H166L167 3L169 2L171 5H172L171 2H174V3L178 4L177 2H175L176 0H165ZM186 1H187L186 4H187V5H190V4H188L190 1L185 0V2H186ZM196 1H197V2H196ZM198 1H199V0H194V3L196 2V3L194 4L195 7H198V5H199V7L202 9V8H203L202 6H203V5L205 6V5L207 4V2H206V4H203L204 2H202V1H205V0H200L199 2H198ZM206 1H207V0H206ZM211 1H212V0H211ZM211 1H209V2L211 3ZM222 1H223V2H222ZM229 1H230V2H229ZM231 1H232V2H231ZM238 1H240V2H238ZM256 1L259 2V3H257ZM44 2L49 3V5L51 4V5H50V8H51V6H52V9H53V10H52V11H51V9L48 10L47 8H48L49 6H48V4H46V3L44 4ZM77 2H78V1H77ZM84 2H85V0H84ZM84 2H83V3L80 2V3L84 5V4H85ZM88 2H90V1L87 0V3H86V4H87V5H86L87 7L84 5V9H83L84 12H87L88 9L90 10V8H92V7H90V6L88 5V4H89ZM91 2H92V1H91ZM91 2H90V3H91ZM95 2H96V1H95ZM95 2H94V3H95ZM101 2H102V1H101ZM115 2H117V1H115ZM115 2H114V3H115ZM125 2H129V3H125ZM166 2L161 3V0H160V2L158 1L157 3H158V4L161 3V5H162V4L166 3ZM178 2H181V1L178 0ZM182 2H183V1H182ZM185 2L182 3V4L184 5ZM209 2H208V3H209ZM213 2H215V1H213ZM221 2H222L223 5H220ZM235 2L237 3V5H239V6H238V12H237V14L235 13V14H236V17H235V18H231V19H232V21H231L232 23H231V22L228 23V21H224V20L227 19V17L229 16L228 14H230V11L232 12V10L230 9V7H231V8H234L235 5L233 6V3H235ZM35 3H32V2H31V6H30V7L33 8L32 5H35ZM38 3H39L40 5H39ZM54 3H53V4H54ZM74 3H75V2H74ZM74 3H73V4H74ZM94 3H93V4H94ZM99 3H100V0H99ZM107 3H106L107 6H108V4L110 5V2H109L108 4H107ZM114 3H113V5H114ZM133 3H134V4H133ZM153 3H156V1H153ZM210 3L208 4V5H209V6H208L209 9H208V7H207V9H204V8H203L202 10L200 9L201 11H200L199 9H198V11L195 9V11H197L198 13H199V11H200V12L202 13V15L205 14V16H206V14L209 15V14L211 13L212 10H214L216 14H218V11H219L220 17H222V18H220V17L217 15V19H219L221 22H222V20H223L224 22H223V23H221V22H220V23H217V25H216V24H213L214 26H213V25L211 26V24H210V26H211L210 30L208 29L210 26L206 25V26L208 27V28H207L208 30H206V31L213 32V31H211V29H212V30H214V32L217 34V32H219L218 30H220V29L217 30V28H220V26L223 27L224 32H223V29H221V30H222V35H221V36H222V37H224V36H228V37H229V35H230L232 41H231V40H227V43H228V41L232 42V46H230V45H231L230 42H229V45H228V46H230L231 50L233 49L232 47H233L235 44H237V43L239 42V40H241L244 36L247 35L248 38H249V35L254 36L253 34H251V32H252V30H253L254 28H255L256 30H257V29H258V30L261 29L260 32H262V30H263V32H264V27H262V26H264V23H263V22H264V13H262V12H264V0H263V1L261 0V2H260V0H247V1H246V0H243V1H242V0H228V1H226V0H218V4H219V6H220V10H218L217 5H216V4H217L216 2H215L214 4H212V3L210 4ZM226 3H227V4H226ZM236 3H235V4H236ZM247 3H248V4H247ZM26 4H27V0H26L25 5H26ZM66 4L64 5L65 7H67ZM71 4H72V2H71ZM76 4H78V3H75V5H76ZM138 4H139V5H138ZM180 4H181V3H180ZM180 4H179V6H178V5H176V6H178V7H181V6H182V7H184V8L187 7L186 4H185L184 6H183L182 4H181V6H180ZM225 4H226V5H225ZM229 4H230V6H229ZM241 4H242V5H241ZM257 4H258V5H259V4H260V5L263 4V5H261V7H263V8H262L263 10H262L261 14H263V15L259 14L258 11H257V12L254 11V10H258V8H259V6H260V5L258 6ZM25 5H24V7H25ZM27 5H28V7H29L30 4H27ZM27 5H26V7H27ZM41 5H44V6H45V9H44V6L41 7ZM55 5H56V4H55ZM75 5H74V6H75ZM90 5H92V3H91ZM100 5H101V3H100ZM102 5H101V6H102ZM129 5H128V7H129ZM149 5H150V4H149ZM151 5H153V4H151ZM156 5H157V4H156ZM161 5L159 4V6L157 5V7H155V4H154V5H153V6H154V9H153L151 6H149V9H148V10H151V12L149 11V12H148L149 15L147 14V16H148V17H149V16H152V17H153V14H155V13H153V11L156 12V14H157L158 12H157L156 10H158L159 7H160V9H161L162 11L165 10L164 7L166 6V4H165L164 7H163V5H162V6H161ZM171 5H170V6H171ZM173 5H174V4H173ZM192 5H193V4H192ZM201 5H202V6H201ZM210 5H211V6H210ZM46 6H47V7H46ZM80 6H81V5L79 4V8H77L78 11H79V9H80ZM88 6H89L90 8H89ZM92 6H93V5H92ZM95 6H96V5H95ZM97 6H98L97 8L100 9V6L98 5V1H97ZM110 6H111V5H110ZM115 6H117L116 3H115ZM144 6L142 7L143 9H144ZM147 6H148V5H147ZM168 6H169V4H167V7H168ZM170 6H169V7H170ZM176 6H174V8H172V10H173V9H176V10H177V14H176V15H178V13H179L178 16H181L180 13H182L181 11H182L183 9L181 8L182 10L180 9V11H179V10H178L179 8H175ZM194 6H193V8H192L191 5L188 6V7H187L188 9L186 8L188 12L185 11L186 9L183 11L184 13H183L182 15H183V17H184L185 20H186L185 22H187V23H188V21L191 20V19L189 20V18L192 17V16H191L192 14H194V16H195V18H196V14H195V12H194ZM30 7H29V8H30ZM61 7H59V8L62 9ZM93 7H94V6H93ZM108 7H109V6H108ZM108 7H106V9H107ZM130 7H133V6H130ZM138 7H139V8H138ZM167 7H165V8H167ZM172 7H173V6H172ZM189 7L192 8V9H190ZM222 7H223V8H222ZM239 7H243L245 10H243V8H239ZM254 7H255V8H254ZM31 8H30V10L27 8V12H30V11L34 10V9L31 10ZM42 8H43L44 10H43ZM59 8H58V10H60ZM68 8H69V7H68ZM82 8H83V7H82ZM82 8H81V9H82ZM85 8H86V9L88 8L87 11H85ZM101 8H102V7H101ZM110 8H111V7H110ZM115 8H116V7H115ZM118 8H119V7H118ZM147 8H148V7H147ZM147 8H146V9H147ZM170 8H171V7H170ZM170 8H169V9H170ZM24 9H26V8H24ZM39 9H40V12H39ZM41 9H42L43 11H42ZM71 9H72L73 12H74V8H69V10L67 9V11H66L67 13H66L65 11H63V12L65 13V14H62L63 19H64V15H66L65 19H66V18L68 19V17H70V15L72 16V14H69V13H68V11L71 12V11H70ZM81 9H80V10H81ZM93 9H94V8H93ZM95 9H96V8H95ZM103 9H104V10H103ZM111 9H112V8H111ZM123 9H121V11H122ZM137 9H135L136 11L133 10V12L135 11L136 13H138ZM146 9H144V10H146ZM160 9H159V10H160ZM167 9H168V8H167ZM169 9L167 10V11H168V14L166 13L167 16H169V14L172 13V12L169 13V11H170ZM239 9H241L242 11L239 10ZM28 10H29V11H28ZM65 10H66V8H65ZM102 10H103V11H102ZM107 10L110 11V9H107ZM107 10H106V12H107ZM113 10H114V9H112V11H113ZM119 10H120V9H119ZM125 10H126V9H125ZM159 10H158V11H159ZM161 10H160V11H161ZM176 10H173V11L175 12ZM190 10H191V11H190ZM78 11L76 10L77 14H79ZM121 11H120V15H119V16H121ZM129 11H130V9L128 10V13H129ZM162 11H161V12H162ZM223 11H224V12H223ZM226 11H227L228 13H227ZM240 11H241L242 13H240ZM243 11L246 12V13H244ZM259 11H261V10H259ZM27 12H26L25 14H27ZM33 12H34V11H33ZM35 12H36V11H35ZM48 12H49V13H48ZM50 12H51V13H50ZM63 12L60 11V13H63ZM82 12H83V11H82ZM90 12H91V11H90ZM90 12H88L89 15H90ZM99 12H102V13L104 12V13H106V12H105V8H102ZM110 12H111V11H110ZM114 12H117V11L114 10L113 13H114ZM122 12H124V11H122ZM125 12H126V11H125ZM133 12L130 11L129 14H131V13H133ZM174 12H173L172 16L175 15ZM189 12H194V13H190V14H191V15H190ZM197 12H196V13H197ZM220 12H221V13H220ZM233 12H234V11H233ZM253 12H254V14H255V13H258L260 16H259V15H258V16H257V15H254ZM60 13H59L58 15H60ZM88 13L85 14V16H84L85 19H86L87 21L84 20V17L82 16L83 13H82V15H80V16L83 17V18L81 17V19H83V24H85V25H86L89 21H91L90 19H93V18H95V16H96L95 13H94V15H95L94 17H92V16H91V17H90V16H87ZM107 13L109 14V12H107ZM113 13H110L109 15L107 14V16H109L108 18L114 16V17H116L117 20H118L120 17L118 18L117 14L114 13V15H113ZM136 13H135V15H136L138 18L134 16L135 19H133V17H132V18H131V22H130L128 19H125V15H124V16H121V17H124V19L127 20L128 22L124 21L123 18L120 19V21L123 20V21H124L123 24H125V23H128V24H129V23H132V22H133L132 20H134V24H138L139 21L143 22V20H147V17H146L145 15H143V12L140 11L139 14H136ZM144 13H145V12H144ZM151 13H153V14H151ZM159 13H160V12H159ZM162 13L165 14V11L162 12ZM162 13L158 14V16H160ZM203 13H204V14H203ZM212 13H213V15L215 14L214 12H212ZM238 13H239V14H238ZM25 14H24V15H25ZM28 14L30 15V13H28ZM28 14H27V15H28ZM44 14L41 15L42 18L44 17ZM75 14H76V13H75ZM80 14H81V13H80ZM97 14H98V16H97L98 18L96 17V18L94 19V21H93V20H92V21H93V22H98L99 24H103L104 21H103L102 19H103L104 17L101 19V22H102V23H101V22H99V21H100V20H99V17H100L101 15L99 16L100 13H97ZM111 14H112V16H111ZM118 14H119V13H118ZM125 14H126V13H125ZM141 14H142L143 16H138V15H141ZM163 14H162V16H164ZM184 14H185V15H184ZM188 14H189V15H188ZM216 14H215V15H216ZM221 14H222V16H221ZM224 14H226V15H224ZM231 14H232V13H231ZM243 14H244V15H243ZM247 14H248V15H247ZM27 15H25V16L27 17ZM67 15H69V16L67 17ZM91 15H92V14H91ZM105 15H106V14H105ZM176 15H175L174 17L177 18ZM198 15H200V13H199ZM198 15H197V16H198ZM208 15H207L206 17H209V18H208V20H209L211 17L208 16ZM211 15H212V14H211ZM240 15H241V16H240ZM52 16H53V13H52ZM52 16L49 17L48 21H47L46 18L43 19V21H42V22H44V24H43L44 26H43V27H45V25H46V26L48 25V26H47L48 28L45 27V28L43 29V27H42L41 29H43V30L41 31V29H40V31H41V32H43V31L46 32V29H47V31H49V32H47L48 35H49V34L51 35V33H52L51 31H53V29H54V32L52 33V34H54L53 37H51V36L49 35V37H47V39H46L45 37H44L43 39L46 40L45 42H48L49 40H50V41H53L54 44H53V45L51 44V47L53 46V49H55L56 45L59 46V45L63 44V43H61V41H58V40H61V39H62L63 42H64V40H66V38H68L66 41H67V42H71V41H72L71 39H73L74 37L72 38L71 35H73V34L68 33L69 30H70L68 27L71 26V25H70L71 23L67 24V23H66V22H68L67 19H66V21H65V24L67 25V26H66L65 24L62 23L64 20L62 21V19H59V20H61L62 22H61V21L59 22L58 20H55V21H54V18H53ZM60 16H61V15H60ZM73 16H74V15H73ZM86 16L89 17L90 19H89V18L87 19ZM130 16H132V15H129V16L127 15V18H128V17L130 18ZM144 16H145L146 19H145V18L143 19ZM154 16H157V15H154ZM158 16H157V17H158ZM170 16H171V14H170ZM170 16H169V18H170ZM186 16H188L189 18L186 17ZM230 16H233V14L230 15ZM230 16H229V17H230ZM243 16H244V17L246 16L247 18H244ZM249 16H250V17H249ZM253 16H255V17H253ZM41 17H38V18L40 19ZM51 17H52V19H51ZM54 17H55V19H56V17L60 18L59 16H55V15H54ZM62 17H61V18H62ZM77 17H78V15H77ZM77 17H76V18H77ZM101 17H102V16H101ZM101 17H100V18H101ZM114 17H113V20L116 19V18H114ZM157 17H155V18L153 17V18H152V20L155 21V22H153V21H152V22L147 21V22H150V23H151L150 27H149V25L147 24L149 28L146 27L147 25H145V27H146V29H147L146 31L148 32V30L151 29L152 32L149 31V33H150V34L152 33L151 36L154 35V37L151 38V36H148L149 34L146 35V36H147V38H148V37L151 38L153 41H155V39L157 38L156 36H157V33H158V31H156V30L153 31V30H154V29L159 30V26H158V27H156V26H157L159 23H160L159 25L161 26V24L163 23L162 20H161V22H159L158 20H160V19H158L159 17H158V18H157ZM164 17H165V16H164ZM214 17H215V16H214ZM229 17H228V18H229ZM241 17H242L243 19H242ZM22 18L24 19L25 17L23 16ZM27 18H28V17H27ZM27 18H25V19H27ZM29 18H30V17H29ZM58 18H57V19H58ZM73 18H74V17H72L71 19H73ZM106 18H107V17H106ZM136 18H137V19L140 18L141 20H138V22H137V19H136ZM160 18H162V17L160 16ZM193 18H194V17H192V19H193ZM197 18H198V17H197ZM212 18H213V16H212ZM223 18H224V19H223ZM238 18H239V19H238ZM254 18L257 19V20H255ZM45 19H46V20H45ZM142 19H143V20H142ZM154 19H156V20H154ZM163 19H165V18H163ZM166 19H168V17H167ZM166 19H165V20H166ZM180 19H181V18L179 17L178 20L181 22L182 20H180ZM187 19H188V20H187ZM215 19H216V18H215ZM215 19H214V20H215ZM231 19H228V20H231ZM234 19L236 20V21H234V22H236L237 25H236V24L233 25V24H234V23H233V20H234ZM30 20H31V19H30ZM49 20H53V21H54V22H53V21H50V22L52 23V24H50V27H49V24H47V23L49 22ZM74 20H76V19H73L72 21L74 22ZM79 20H80V19H78V25H79V24L82 25L81 23H79L81 20H80V21H79ZM88 20H89V21H88ZM104 20H105V18H104ZM117 20L114 21V23H115V22H116V23H119V22H120V21L117 22ZM148 20H149V19H148ZM165 20H164V21H165ZM170 20H171V19H170ZM172 20H173V19H172ZM172 20H171V21H172ZM178 20H177V19L175 20V18H174V22H175V21H176V22H179ZM183 20H184V19H183ZM195 20H196V19H195ZM195 20H194V21H195ZM208 20H207V21H208ZM219 20H215V21H216V22H219ZM253 20H254V21H253ZM260 20H261V21H260ZM40 21H41V20H40ZM84 21H86L87 23H84ZM192 21H193V20H191V22H192ZM196 21H197V20H196ZM196 21H195V22H196ZM207 21H206V22H207ZM242 21H243V22H242ZM249 21H250L251 23H250ZM252 21H253V24H252ZM259 21L262 22L263 24H261ZM50 22H49V23H50ZM58 22H59V24H58ZM75 22H76V21H75ZM106 22H108V21H106ZM106 22H105V23H106ZM112 22H113V21H112ZM112 22L110 21V23H112ZM135 22H137V23H135ZM157 22H159V23H157ZM168 22H169V21L167 20L166 23H168ZM191 22H189V24H190ZM195 22L193 23L194 25H195ZM206 22H205V23H206ZM208 22H210V21H208ZM208 22H207V23H208ZM225 22H227L228 24L225 23ZM237 22H238L239 24H238ZM247 22H248V24H246ZM256 22H257V23H258V22L260 23V24L258 23L259 26H258V24L256 25ZM55 23H57V24H55ZM91 23H92V22H91ZM98 23H95L96 25L94 24V26H96V27H94V26L92 25L93 23H92V24H89V29H90V30L88 29L89 32H91V31L93 30V29H91L90 27H92V28L94 27V30H96V31H93V33H94V32L96 33V32H97V29H96V28H97V27L100 28V26H101V25L98 26V25H97ZM108 23H109V22H108ZM108 23H106V24H108ZM116 23H115V24H116ZM120 23H122V22H120ZM120 23H119V26L122 28L121 25H123V24L120 25ZM155 23H156V25H155V28H154V24H155ZM164 23H165V22H164ZM164 23L162 24L163 27H162V26L160 27V30H161V31H162V29H163L164 27H166V25H165ZM169 23H171V22H169ZM210 23H211V22H210ZM212 23H213V20H212ZM214 23H215V22H214ZM224 23H225V24H224ZM249 23H250V24H249ZM254 23H255V24H254ZM60 24H63V26L65 25V26L69 29L67 33H68V35L70 34L69 37L71 36V37H70V38H71V39H70L71 41L69 40V37L67 36V34H66V33L63 34L61 30H60L61 33L59 32L60 34L57 33V35L55 36V33H56V32H55V31H56L55 29H57V26H58L59 29H60ZM72 24H73V23H72ZM74 24H76V23H74ZM112 24H113V23H112ZM115 24H113V25L115 26ZM128 24H127V25H128ZM134 24L132 23L131 25H134ZM173 24H174V23H173ZM179 24H180V23H179ZM193 24H192V25H193ZM208 24H209V23H208ZM230 24H231L233 27H231ZM51 25H52V26H51ZM53 25H54V26H53ZM76 25H77V24H76ZM80 25H79V28L81 27ZM108 25H111V24H108ZM116 25L118 26V24H116ZM129 25H130V24H129ZM168 25L170 26V25H172V24H168ZM175 25H176V26H175L176 28L180 27V25H178V24H176V23H175ZM190 25H191V24H190ZM222 25H223V26H222ZM248 25H249V27H248ZM252 25L254 26V28H253ZM63 26L61 25V29H62V30H63V28L65 27V26H64V27H63ZM87 26H88V24H87ZM87 26H86V27H87ZM117 26H116V27H117ZM119 26H118V28H119ZM135 26H136V25H135ZM203 26H204V24H202L200 27H203ZM206 26H204V29L206 28ZM216 26H217V28H216ZM235 26H236L237 28H234ZM242 26H243V27L245 26L244 29H243ZM52 27H53V28H52ZM54 27H55V28H54ZM66 27H65V29H66ZM86 27H85V28H86ZM101 27H102V26H101ZM131 27H133V26H131ZM131 27H129V30L132 32L133 30H131ZM136 27H138V26H136ZM136 27H133V28H132V29L135 30L134 32H136L137 30H139V29H137ZM170 27H172V26H170ZM192 27H193V26H192ZM240 27H241V30H240ZM259 27H260V28H259ZM81 28H82V27H81ZM81 28H80V30H81ZM109 28H110V27H107V26H105L104 29H103V27L101 28L102 31L105 33V36H104V33L100 32L101 29H99L100 31L98 30V34H100L99 38H100V37L102 38L101 41L103 40V43H104L105 40H108V38L114 37L113 34L110 35L111 37H108L109 34H111L112 31H114V30H112V31L110 32V31H109ZM121 28L119 29L120 31H119L118 29H116L117 32L114 31V32H116V34H115L114 32H113V33H114L116 36L118 35L119 37H120V36L123 37L124 40H126L127 42L125 41V43H124V40H123L122 38L120 39V38H118V37H117L118 39H116V37H114V38H113V41H114V40H117V41L119 42V39H120V40L123 41V43L120 41L122 46H123V45L125 46L126 43H127L126 47H130V48H131L130 50H132V51L134 52V51H135V48L138 47V48H139L138 51H139L141 46H139L138 43L140 42L141 39L144 40V38H140L141 35H135V36H137V37H136L137 42H138V40H139V38H140L139 42L137 43L136 40L133 39V38H135L134 36H130V35H129V37H128V35H127V37H128L127 39H128V40L131 38V39H133V41L135 42L136 45L133 46L134 42H132L131 39H130L129 41L126 39V36H125L126 34L123 33V32H121ZM153 28H154V29H153ZM161 28H162V29H161ZM167 28L169 29L168 26H167ZM167 28H165V29H167ZM250 28H251V29H250ZM51 29H52V30H51ZM112 29H115V28L113 27ZM199 29L204 30L203 28H199ZM199 29H198V30H199ZM226 29H228L230 33H229ZM232 29H233V30H232ZM235 29H237V33H238V34L236 33V30H235ZM238 29H239V30H238ZM255 29H254V30H255ZM50 30H51V31H50ZM83 30H84V29H83ZM105 30H106V31H105ZM110 30H111V29H110ZM195 30H196V29H195ZM202 30H201V31H202ZM231 30H232V31H231ZM234 30H235V32H234ZM242 30H243V31H242ZM249 30H250L251 32H250ZM63 31H64V30H63ZM84 31H85V30H84ZM108 31H109V32H108ZM118 31H119L120 33L125 34V35L119 34ZM140 31H141V30H139V34H141ZM142 31H145V29L143 28ZM146 31H145V32H146ZM164 31H165V30H163L162 33L165 34V32L167 33L169 30H167V31H165V32H164ZM201 31H200V33H201ZM225 31L228 32L229 34H226ZM239 31H240V33H239ZM245 31H246V32H245ZM45 32H44V33H45ZM57 32H58V29H57ZM65 32H66V30H65ZM81 32H83V31L81 30ZM99 32H100V33H99ZM124 32H126V31H124ZM134 32H133V33H134ZM169 32H170V31H169ZM171 32H172V31H171ZM171 32H170L171 35H170L169 33H167V36L172 37V34H173V33H171ZM195 32H196V31H195ZM195 32H194V33H195ZM220 32H221V31H220ZM243 32H245V33H243ZM39 33H40V32H38V34H39ZM44 33H40L41 35H40V34H39V35H40V36H44ZM47 33L45 34L46 36H47ZM91 33H92V32H91ZM93 33H92V36H94L93 38H95V37L97 38L98 34L96 33V34H97V36H96V34L93 35ZM117 33H118V34H117ZM127 33H128V30H127ZM137 33H138V32H136V34H137ZM196 33H198V32H196ZM196 33H195V34H196ZM202 33H203V32H202ZM204 33H205L204 35H206V32H204ZM207 33H208V32H207ZM223 33H224V36H223ZM232 33H233V35H232ZM235 33H236V34H235ZM241 33H242V34H241ZM246 33H247V34H246ZM255 33L259 36V33H257L256 31H255ZM30 34H33V33H30ZM129 34H130V33H129ZM160 34H161V33H160ZM164 34H163V37L161 36L162 39L164 38ZM168 34H169V35H168ZM198 34H199V33H198ZM243 34H245V35L243 36ZM261 34H262V33H261ZM261 34H260V36H261ZM28 35H29V34H28ZM36 35H37V34H36ZM63 35H64V36H63ZM107 35H108V36H107ZM143 35H144V34H143ZM155 35H156V36H155ZM179 35H180V34L177 35V36H178L177 39H179L178 41H180V36H179ZM200 35H202V34H200ZM204 35L201 36L202 38L200 37L201 40H202V39H203V40L206 39V38L204 37ZM213 35H214V33H211V34H210L211 37H212ZM217 35H218V34H217ZM217 35H216V36H217ZM231 35H232V36H231ZM235 35H239V36H235ZM240 35H241V36H240ZM262 35H264V33H263ZM31 36L33 37V35H30L29 37H31ZM54 36H55V37H54ZM57 36H58V37H57ZM59 36H60V37H59ZM190 36H191V35H190ZM192 36H193V35H192ZM194 36H197V37H198V35H194ZM208 36H209V34L206 36L207 39L209 38ZM216 36H215V37H216ZM242 36H243V37H242ZM32 37H31V38H32ZM34 37H36V39H37V36H34ZM34 37H33V38H34ZM62 37H63V38H62ZM132 37H133V38H132ZM138 37H139V38H138ZM141 37H142V36H141ZM144 37H145V35H144ZM165 37H166V34H165ZM182 37H183V35H181V38H182ZM197 37H196V38H197ZM203 37H204V38H203ZM230 37H229V39H230ZM237 37H238V38H237ZM247 37H245V38H247ZM38 38H39V36H38ZM48 38H49V39H48ZM51 38H52V39H51ZM57 38H59V39L57 40ZM60 38H61V39H60ZM64 38H65V39H64ZM154 38H155V39H154ZM167 38H169V37H166V39H167ZM191 38H192V37H191ZM216 38H217V40H218L219 37H216ZM235 38H236V39H235ZM251 38H252V37H251ZM254 38H255V36H254ZM54 39H56V41H54ZM97 39H98V38H97ZM207 39H206V41H208ZM210 39H211V38H209V40H210ZM220 39H223V38L220 37ZM224 39H225V38H224ZM234 39H235V42H233ZM243 39H244V38H243ZM249 39H250V38H249ZM257 39H258V37H257ZM259 39H261V37H260ZM259 39H258V40H259ZM263 39H264V38H263V36H262L261 44H262V42L264 41ZM38 40H39V39H38ZM40 40H41V38H40ZM149 40H150V39H147V41H149ZM163 40H165V39H163ZM169 40H170V39H169ZM183 40H184V38H183ZM190 40H191V39H190ZM194 40H195V39H194ZM212 40H214L213 37H212ZM217 40H214V41L217 42ZM225 40H226V39H225ZM245 40H246V39H245ZM43 41H44V40H43ZM43 41H42V42H43ZM93 41H94V40L92 39V42H93ZM96 41H97V43L99 42L98 40L95 39L94 42H96ZM109 41H110V40H109ZM111 41H112V40H111ZM150 41H151V40H150ZM153 41H152V42H153ZM156 41H157V40H156ZM156 41H155V42H156ZM167 41H168V39H167ZM167 41H166V42H167ZM191 41H192V40H191ZM191 41H189V42H191ZM210 41H211V40H210ZM219 41H220V40H219ZM221 41H222V40H221ZM248 41H249V43H252V44L254 43V40H253V41H252V40H248ZM39 42H40V41H39ZM94 42H93V43H94ZM105 42H106V43H104V45H105V44L107 45V42H108V41H105ZM114 42H116V41H114ZM128 42H129V43L131 42V43H130V44H131L130 46H128ZM180 42H181V44H182V45H181V44H180V45H181L182 47H184L183 43L185 42V40H184V42H182V40H181ZM192 42H193V41H192ZM194 42L197 43V41H194ZM194 42H193V46H191V47L188 45V44H191V43H188V44L184 43V44H186V45L191 49L192 47H194ZM199 42H200V41H199ZM204 42H205V41H204ZM204 42H203V45H201V44H202V41H201V43H200V45H201V46H204V48H206V47H208V46H212V41L209 42L211 45H210L209 43H208V44H204ZM240 42H241V41H240ZM243 42H244V40H243ZM49 43H51V42H49ZM55 43H56V44H55ZM59 43H60V44H59ZM103 43H102V42L99 43V44H101V45H98V44H97V45H98L97 47H99V46L101 47V46L103 45ZM156 43H157V42H156ZM177 43H179V42H176V44H177ZM220 43H221V42H220ZM225 43H226V42H225ZM257 43H258V42H257ZM38 44H39V43H38ZM94 44L96 45V43H94ZM111 44H112V42H110V45H111ZM137 44H138V45H137ZM140 44L142 45V43H140ZM143 44H144V43H143ZM198 44H199V43H198ZM239 44H240V43H239ZM241 44H242V42H241ZM246 44H248V42H247ZM259 44H260V42H259ZM261 44L259 45V47L261 46ZM263 44H264V42H263ZM263 44H262V45H263ZM54 45H55V46H54ZM65 45H66V44H65ZM104 45H103V46H104ZM106 45H105V46H106ZM108 45H109V42H108ZM108 45H107V46H108ZM150 45H152L151 42H150ZM178 45H179V44H178ZM180 45H179V46H180ZM217 45H219V44H217ZM217 45L214 44L215 47H216ZM222 45H223V43H222ZM222 45H221V48H222ZM243 45H244V43H243ZM243 45H242V46H243ZM254 45H256V43H255ZM254 45H253V46H254ZM103 46H102V47H103ZM105 46H104V47H105ZM107 46H106V47H107ZM154 46H157V45L154 44ZM159 46H161V45L158 44V47H159ZM187 46H186V47H187ZM195 46H199V45H195ZM246 46H247V45H246ZM257 46H258V45H257ZM51 47L49 46V48H50L49 51H51V52H49V51H48V52L51 53V54H50L51 56L49 55L50 58H53V57H56V55H54V53H56V52L52 53V48H51ZM63 47H64V46H62L61 49H62ZM100 47H99V48H100ZM161 47H162V46H161ZM224 47H225V46H224ZM224 47H223V48H224ZM226 47H227V46H226ZM243 47H245V46H243ZM247 47H248V46H247ZM247 47H246V48H247ZM261 47H263V46H261ZM56 48H57V47H56ZM152 48H153V46H152ZM154 48H155V47H154ZM154 48H153V50H154ZM159 48H160V47H159ZM198 48H199V47L192 48V51H195V50L198 51ZM200 48H201V47H200ZM204 48H203L202 51H201V50H199V51H200L201 53H203V52H204ZM209 48H211V47H209ZM221 48H218V47H217V51H219L218 49H220V50L222 51L223 49H221ZM237 48H238V47H237ZM246 48H245V49H246ZM248 48H250V51L252 52L251 49H252L253 47L251 48V46H250V47H248ZM248 48H247V49H248ZM256 48H257V47H256ZM61 49H60V50H61ZM143 49H145V47L143 48V45H142L141 50H143ZM193 49H194V50H193ZM226 49H229V48H226ZM235 49H236V46H235ZM235 49H234V50H235ZM239 49H240V47H239ZM239 49H238V50H239ZM245 49H243L244 52H245V54H246V52L249 54L250 51H249V50L245 51ZM254 49H255V47H254ZM260 49H261V48H260ZM263 49H264V47L262 48V52H263V53H260V54H259V56L261 55L260 58L262 57V55L264 56V51H263ZM156 50H157V49H156ZM258 50H259V49H258ZM54 51H57V53H58V49H55ZM138 51H137V52H138ZM207 51H208V50H207ZM207 51L204 52V53H207ZM211 51H213L212 48H211ZM229 51H230V49H229ZM229 51H228V52H229ZM236 51H237V50H236ZM240 51H241V50H240ZM248 51H249V52H248ZM254 51H255V50H254ZM259 51H261V50H259ZM137 52L135 51V53H137ZM144 52H146V49L144 50ZM208 52H209V51H208ZM213 52H214V51H213ZM215 52H216V49H215ZM223 52H226V51L224 50ZM231 52H233V51H231ZM242 52H243V51H242ZM242 52H241V54H243ZM251 52H250V53H251ZM256 52H257V50H256ZM41 53H43V52H41ZM41 53H40V54H41ZM59 53H60V52H59ZM59 53H58V55H59ZM138 53H139V52H138ZM140 53H141V52H140ZM211 53H212V52H211ZM216 53H217V52H216ZM218 53H219V52H218ZM257 53H259V52H257ZM142 54H145V53H142ZM223 54H225V53H222V52L220 53V55H222V56H223ZM229 54H230V53H227V54H225V55L230 56ZM241 54L237 53V55H236V60L239 61V60L241 59V57H238L239 59H237V56H239V55L241 56ZM245 54H244V56H245ZM254 54H255V52H254ZM254 54H253V55H254ZM58 55H57V56H58ZM213 55H214V54H213ZM225 55H224V56H225ZM231 55H232V54H231ZM250 55H251V54H250ZM255 55H256V54H255ZM52 56H53V57H52ZM214 56H215V55H214ZM222 56H221V57H222ZM224 56H223V59L225 58ZM246 56H247V55H246ZM218 57L221 58L220 56H218ZM218 57H217V58H218ZM232 57H234V55H233ZM242 57H243V55H242ZM257 57H258V56H257ZM243 58H244V57H243ZM260 58H259V59H260ZM263 58H264V57H263ZM233 59H234V58H233ZM244 59H245V58H244ZM38 60H39V59L37 58V59L34 60L33 62L35 63V62L38 61ZM53 60H55V58H54ZM219 60H220V59H219ZM219 60H218V61H219ZM221 60H222V59H221ZM39 61H40V60H39ZM232 61H234V60H232ZM238 61H237V62H238ZM241 61H242V60H241ZM241 61H240V63H241ZM244 61H245V60H244ZM244 61H243V62H244ZM257 61H258V60H257ZM263 61H264V59H263V60L261 59V62H263ZM237 62H236V63H237ZM261 62H260V63H261ZM260 63H259L258 65H262V64H260ZM35 64H38V62L35 63ZM133 66H134V65H133ZM130 67H131V66H130ZM263 67H264V66H263ZM263 67L260 68V66H258V67H254V68L257 69V71H258V69H264ZM255 69H254V70H255ZM238 70H239V69H238ZM0 71H2V70H0ZM23 71H24V70H23ZM23 71H22V72H23ZM29 71H30V70H29ZM34 71H35V70H34ZM52 71H53V72L60 71V75H62V74H64V73H67V71L69 72L70 70H57V71H56V70H52ZM62 71H63L64 73H62ZM72 71H74V70H72ZM77 71H78V70H77ZM83 71H85V70H82V72H83ZM95 71H96V70H95ZM100 71H101V70H100ZM100 71L97 70L96 73H98V72H100ZM108 71H109V70H107V72H108ZM124 71H127V70H124ZM132 71H133V70H132ZM136 71H137V70H136ZM136 71H135V72H136ZM139 71H140V70H139ZM149 71H150V70H149ZM152 71H153V70H152ZM158 71H159V70H157V72H158ZM176 71H177V70H176ZM181 71H184V70H181ZM185 71H187V70H185ZM196 71H201V70H196ZM209 71H211V70H209ZM215 71H216V70H215ZM215 71H211V72L213 73V72H215ZM220 71H221V70H220ZM222 71H227V70H222ZM259 71L261 72L262 70H259ZM24 72H25V71H24ZM75 72H76V71H75ZM86 72H87V70H86ZM86 72H85V73H86ZM102 72L104 73V70H102ZM105 72H106V70H105ZM127 72H129V70H128ZM137 72H138V71H137ZM155 72H156V71H155ZM160 72H161V71H160ZM192 72H193V70H192ZM194 72H195V71H194ZM204 72H205V71H204ZM204 72L202 71V73H204ZM206 72H207V71H206ZM0 73H1V72H0ZM100 73H101V72H100ZM129 73H130V72H129ZM133 73H134V71H133ZM198 73H200V72H198ZM208 73H209V72H208ZM215 73H217V72H215ZM263 73H264V71H263ZM55 74L57 75V73H55ZM131 74H132V72H131ZM156 74H157V73H156ZM210 74H211V73H210ZM217 74H218V73H217ZM60 75H59V77H60ZM64 75H65V74H64ZM206 75H207V74H206ZM212 75H213V74H212ZM210 76H211V75H209L208 77H210ZM214 76L216 77V74H215ZM57 77H58V76H57ZM61 77H63L62 79H63L64 82H65L66 80H69V79H66L67 77L69 78L68 75L65 76L66 78H65L63 75H62ZM64 79H65V80H64ZM86 79H87V78L84 77V80H86ZM214 81H215V80H214ZM119 83H120V82H119ZM121 83H126V85H128L130 82L128 83V81H127V82H123V81H122ZM121 83H120V84H121ZM127 83H128V84H127ZM131 83H133V82L131 81ZM1 84L3 85V83H1ZM1 84H0V87H1L0 89H1V91H2V90H3L2 87H4V86H2ZM25 84H27V83H25ZM66 84H67V82H66ZM117 85H118V84H117ZM150 85H151V84H150ZM191 85H192V87H191L190 89H191V92H193L194 89L192 90V88H193V86L196 85V84H194V85L191 84ZM216 85H217V82H216ZM216 85H215V86H216ZM25 86H27V85H25ZM25 86L23 85L24 88H25ZM118 86H119L118 89H121L122 87H120V86H124V85H118ZM128 86H129V85H128ZM128 86H127V87H128ZM131 86H133V85L131 84ZM134 86H135V85H134ZM23 87H22V88H23ZM27 87H28V86H27ZM40 87H41V86H34V87H33V90H36V89H37V91H35V92H38V95H39V96H40V94H42L41 91H42V89H43V88H40ZM42 87H43V86H42ZM60 87H61V86H60ZM60 87H58V88H60ZM127 87H126V89H127ZM129 87H130V86H129ZM149 87L151 88V87H154V86L151 85V86H149ZM149 87H148V88H149ZM185 87H186V86H185ZM185 87H184V88L181 87V88H179V89H180V90H181V89H185ZM195 87H196V86H195ZM197 87H198V86H197ZM207 87H208V86H207ZM4 88H5V87H4ZM29 88H30V90H32V89H31V86H30ZM29 88H25V89H26L27 91H30V90H28ZM35 88H36V89H35ZM58 88L55 89V90H57V91H56L57 94H59V92H62V93H63V90L66 91V89H67V87H66V85H65V87L62 86L61 89H59V92H58ZM63 88H64V89H63ZM124 88H125V86H124ZM124 88H122V90H124ZM133 88H134V87H133ZM214 88H215V87H213V89H214ZM217 88H218V87H216V89H217ZM227 88H228V87H227ZM9 89H11V88H9ZM40 89H41V90H40ZM44 89H46V88H44ZM44 89H43V90H44ZM62 89H63V90H62ZM151 89H152V88H151ZM187 89H188V92H189V91H190L189 87H188ZM207 89H208V88H207ZM207 89H206V90H207ZM213 89H212V90H213ZM230 89H231V88H230ZM7 90H8V87H7V89L5 88L3 91H6L7 93H9V91H11V90L7 91ZM22 90H23V89H22ZM26 90H25V91L23 90V91L26 92L27 95H28L29 93L34 92V91H31V92L28 93ZM61 90H62V91H61ZM83 90H84V89H83ZM110 90H111V89H110ZM110 90H108V91H110ZM129 90H130V89H129ZM129 90H127V91H129ZM180 90H179V91H180ZM185 90H186V89H185ZM185 90H184V92L186 93L187 90H186V91H185ZM195 90H196V89H195ZM210 90H211V88H210ZM212 90H211V91H212ZM214 90H215V89H214ZM228 90H229V88H228ZM12 91H14V90H12ZM23 91H22V92H23ZM39 91H40V92H39ZM53 91H54V90H53ZM65 91H64V92H65ZM125 91H126V90H125ZM127 91H126V92H127ZM163 91H164V90H163ZM182 91H183V90H182ZM197 91H198V90H197ZM207 91H208V90H207ZM211 91H209V92H210V93H209L210 95H211ZM216 91H217V90H216ZM218 91H220V90H218ZM42 92H43V91H42ZM87 92H89V91H88V90L86 91V89H85L84 92H82V94H84V96H86L85 93H87ZM117 92H118V91H116V93H117ZM119 92H120V90H119ZM131 92H134V90H133V91L131 90ZM164 92H167V91H164ZM170 92H171V91H170ZM184 92H183V93H184ZM198 92H200V91H198ZM12 93H13V92H12ZM12 93H11V94H12ZM54 93H55V92H54ZM111 93H113L112 90H111ZM124 93H125V92H124ZM129 93H130V92H129ZM134 93H135V92H134ZM180 93H182V92H180ZM185 93H184V94H185ZM196 93H197V92H195V93H191V94H193V96H194V95H197ZM200 93H201V92H200ZM200 93H199V94H200ZM18 94L20 95V93H18ZM23 94H24V93H23ZM23 94H22V95H23ZM33 94H34V93H33ZM82 94H81V95H82ZM109 94H110V92H109ZM117 94H118V93H117ZM122 94H123V93L121 92V95H122ZM169 94H171V93H169ZM189 94H190V93H189ZM189 94L186 93V95H189ZM191 94H190V95H191ZM213 94H215V92H213ZM219 94H223V93H220V92H219ZM219 94H218V92H217L218 97L221 96V95L219 96ZM227 94H228V93H227ZM231 94H232V92H230V94H228V97H229V98H232V96L230 97ZM25 95H26V94H24L23 96H25ZM29 95H30V94H29ZM29 95H28V96H29ZM36 95H37V93H35V97H38V95H37V96H36ZM63 95H64V94H63ZM87 95H88V97H89L90 94L87 93ZM119 95H120V93H119ZM127 95H130V94H128V92H127L126 95H122V96H124V98H127L126 100L128 101V96H127ZM132 95H133V94H132ZM140 95H144V94H140ZM140 95H139V96H140ZM190 95H189V96H190ZM215 95H216V94H215ZM223 95H224V94H223ZM23 96H22V98H23ZM59 96H61V95L59 94L58 97H59ZM112 96H113V95H112ZM122 96H121V97H122ZM125 96H126V97H125ZM166 96H169V95L166 94ZM189 96H188V99L190 100ZM191 96H192V95H191ZM191 96H190V97H191ZM233 96H234V95H233ZM29 97H31V95H30ZM32 97H33V96H32ZM35 97H33L32 100H31L30 98L27 99L26 96H25V98H26L28 101H27V100H24L25 98L22 100V101H24V104H23V102H22V105H24L25 107H24V108H23V107H22V108H19L20 111H21V110L23 111V109L26 111L27 106L29 105V103H30V105H31V107H32V110H30L31 107L28 106V107H29V110H28L29 113H26L27 111H26V112L23 111L24 113L22 112V116H24V118L22 117V118H23L22 121H23V122H26V123H24V125H25V124H28L27 120H29V119H34L33 117H36L37 114H40V111L43 112V111H42L43 109L41 110L40 108H37V107H41V108H42V105H41V104H42V101L45 100V99H41V98H39V100H38V99L36 98L37 100H35ZM65 97H67V98L64 99ZM65 97L62 96V98L64 99V101H62L61 98L59 99L60 101H62L61 103L63 104V103L65 102V105H66V102H67L68 104H70V103L68 102V100L70 99V101L72 100V103H71L70 105H72L73 102H75L78 98L83 97V95L80 96V97H78L76 100H75V98H74V99H71V98L68 97L67 95H66ZM142 97H143V96H142ZM195 97H196V96H195ZM195 97H192V98L195 99ZM197 97H198V96H197ZM199 97H200V96H199ZM199 97H198V98H199ZM215 97H217V96H215ZM218 97H217V98H218ZM228 97H227V100H228ZM68 98H69V99H68ZM86 98H87V97H86ZM129 98H130V96H129ZM164 98H165V97H164ZM164 98H163V99H164ZM168 98H169V97H168ZM183 98H186V97H183ZM0 99H1V98H0ZM67 99H68V100H67ZM84 99H85V97H84ZM160 99H162V98H160ZM165 99H166V98H165ZM200 99H201V98H200ZM211 99L213 100V97H212ZM211 99H210V100H211ZM214 99H215V98H214ZM220 99H222V97H221ZM14 100H15V99H13L12 101H14ZM66 100H67V101H66ZM73 100H74V101H73ZM141 100H142V99H141ZM143 100H144V97H143ZM143 100H142V101H143ZM158 100H159V99H158ZM182 100L184 101V99H182ZM185 100H186V99H185ZM189 100H186V101H189ZM208 100H209V99H208ZM218 100H219V99H218ZM223 100L226 101L225 98H223ZM26 101L29 102L27 105H25V104H26V103H25ZM34 101H35V102H34ZM38 101H39V103H38V105H37L36 103H37ZM40 101H41V102H40ZM45 101H47V100H45ZM161 101H162V100H161ZM161 101H160V103H159V101H158L159 105L162 104ZM163 101H164V100H163ZM165 101H167V99H166ZM165 101H164V102H165ZM183 101H182V102H183ZM197 101H198V100H197ZM200 101H201V100H200ZM200 101H199V102H200ZM202 101H203V100H202ZM214 101H217V100H214ZM214 101H213V102H214ZM0 102H1V100H0ZM184 102H185V101H184ZM194 102H195V101H194ZM211 102H212V101H211ZM31 103H32V104H31ZM126 103H127V102H126ZM129 103H131V102H129ZM145 103H146V102H142V104H144V105H143L144 107H145ZM186 103L188 104L189 102H186ZM186 103H185V104H186ZM190 103H191V104H194V103H192V102H190ZM19 104H20V102H19ZM33 104H36L37 107H36L35 105H34V107L37 108V110H33V109H35V108H33V106H32ZM68 104H67V105H68ZM113 104H115V103H113ZM116 104H117V103H116ZM116 104H115L114 106H115L116 108L119 107V104H118L117 106H116ZM164 104H165V103H164ZM166 104H167V103H166ZM195 104H196V103H195ZM195 104L193 105V107H198V106L195 105ZM17 105H18V102H17ZM20 105H21V104H20ZM70 105H68V106L71 107ZM162 105H163V104H162ZM188 105H189V104H188ZM114 106H113V107H114ZM124 106H125V104L123 105V107H122V104H120V107H119L117 110H115V108H114V113L116 114L115 111H117V112L120 111L121 107L124 108ZM15 107H16V106H15ZM113 107H110V108L113 109ZM144 107H143V108H144ZM209 107H210V105L208 106V108H209ZM126 108H128V106H127ZM126 108H124L123 110H125ZM129 108H130V107H129ZM139 108H141V106H140ZM161 108H162V107H161ZM202 108H203V107H202ZM211 108H212V106H211ZM211 108H210V109H211ZM39 109H40V111H38ZM130 109H131V108H130ZM164 109H165V108H164ZM203 109H206V107L203 108ZM210 109H208L209 112L211 111ZM36 111L39 112V113H37ZM111 111H112L111 114L113 115V110H111ZM208 111H207V113H208ZM0 112H1V111H0ZM15 112H16V113L19 112L18 109H17V111H15ZM164 112H165V111H164ZM32 113H33V114H32ZM34 113H35V114H34ZM25 114H27V115L29 114V116H26ZM41 114H42V113H41ZM0 115H2V114L0 113ZM18 115H19V114L13 116L12 119H13L14 117H15V118H14L13 120L17 119V118H18ZM33 115H34V116H33ZM203 115H204V114H203ZM203 115H201V116H203ZM132 116L134 117L135 115L133 114V115H131V117H132ZM201 116H200V114H199V117H200L199 119H200V120H201V118L203 119V117H204V116H203V117H201ZM1 117H2V118H1ZM8 117H10V116H8ZM8 117H6V114H4L3 116H0V126L4 123L5 119H7ZM28 117H29V119H27ZM30 117H32V118H30ZM197 117H198V115H197ZM184 118H186V117H184ZM184 118H183V119H184ZM140 119H141V118H140ZM186 119H187V118H186ZM186 119L184 120L185 123H186ZM195 119H196V118H195ZM197 119H198V118H197ZM197 119H196V120H197ZM10 120H11V119H10ZM136 120H137V119H136ZM136 120H135V121H136ZM146 120H147V119H146ZM149 120H150V119H149ZM149 120H148V121H149ZM187 120H188V119H187ZM200 120H199V121H200ZM204 120H205V118H204ZM204 120H203V121H204ZM140 121L143 123L142 120H139V122H140ZM189 121H190V119H189ZM189 121H187V122H189ZM201 121H202V120H201ZM203 121H202V122H203ZM206 121H207V118H206L204 124L206 123ZM23 122H22V125H23ZM197 122H198V121H197ZM1 123H2V124H1ZM137 123H138V122H137ZM194 123H195V122H194ZM196 124H198V123H196ZM199 124H200V122H199ZM202 124H203V123H201L200 125H202ZM200 125H198V126H200ZM219 125H221V124H219ZM1 131H3V132L1 133ZM4 131H5V130H3V129L0 128V133H1V134H0V140H1V141L6 137V135H2L3 133H7V132H4ZM23 135H24V132H22V137H23ZM2 136H3V137H2ZM15 136H16V135H15ZM15 136H14V137H15ZM151 136H153V135H151ZM151 136H150V137H151ZM157 136H158V135H157ZM158 137H159V136H158ZM158 137H157V138H158ZM166 137H167V136H166ZM201 137H202L201 139L204 140L203 137H205V136H201ZM31 138H32V137H31ZM31 138H30V139H31ZM169 138H172V137H169V136H168L167 139H169ZM205 138H206V137H205ZM208 138H209V137H208ZM159 139H160V138H159ZM162 139H166V138H162ZM167 139H166V140H167ZM210 139H211V140H210ZM210 139H209V140L207 139L208 141H207V140H204L205 142L202 143V146H203L202 148H204V145H206L205 147H207V143H208V142H209L208 144H210V142H212V138H210ZM151 140H152V139H151ZM153 140H154V141L156 140V137H155V136H154V139H153ZM166 140H165V141H166ZM169 140H170V139H169ZM169 140H168V141H169ZM147 141L150 142V140H147ZM165 141H164V142H165ZM168 141H166V142H168ZM206 141H207V143H206ZM213 141H214V139H213ZM170 142H171V141H170ZM33 143H34V144H33ZM35 143H36V144H35ZM205 143H206V144H205ZM32 144H33V145H37L38 143L35 142V141H33ZM211 145H212V147H213V144H212V143H211ZM0 146H1V145H0ZM200 146H201V145H200ZM209 146H210V145H209ZM1 147H2V146H1ZM1 147H0V152L2 151V150H1ZM163 147H164V146H163ZM163 147H162V148H163ZM166 147H167V146H166V144H165V148H166ZM196 147H197V146H196ZM210 147H211V146H210ZM210 147H209V152H210V154H209L208 156H209V157H211V156L213 157V155L211 154V151H212V150L210 149ZM165 148H163V149L165 150ZM169 148H170V147H169ZM169 148H167L166 150H168ZM199 148H200V147H199ZM202 148L200 149V151L202 150ZM194 149H195V148H194ZM196 149H198V148H196ZM196 149H195V150H196ZM161 150H162V149H161ZM195 150H194V151H195ZM203 150L205 151L206 148H204ZM142 151H144V150H142ZM142 151H139V152L141 153V155H144V154L142 153ZM194 151H193V152H194ZM200 151H199V152H200ZM139 152H137V153H138V156H137L136 158H135V157L133 158V156H136L137 154H136V155H134V154H133V155H130V154H129V156H132L131 161H126V158H124V160L126 161V162H124V163H126V165L129 166V167H128V166L124 167V169L126 170V173H127L129 170L132 169V167H130V165H131L130 163L134 162L132 159H134V160L137 162L136 159L139 158V157H141V155H140ZM165 152H167V151H165ZM168 152H169L170 154H169ZM168 152H167V154L165 153L164 155L161 154L162 157L165 156L164 158H166V159H164V158H163V159L165 160L166 164H167L169 161H171V162L173 161L172 163H174V161H176V162L178 161V163L180 164V161H179V159H178L180 156H179L178 158L176 157V153H177V152L174 153L175 156L173 155V156L175 157V159L173 158L174 160H171L172 157H173V156H172L173 152H172V154H171L170 151H168ZM193 152H192V154L194 155ZM197 152H198V150H197ZM197 152L195 153L196 156L199 155V154L197 155ZM209 152L207 151V153H209ZM132 153H133V152H132ZM147 153H148V152H147ZM155 153H156L157 156H156L155 154H153V152H152V155H154V156L152 157V156H151V153H149V154H150V157L148 156L149 154H147V155H146V158H147V157H148V158H151V157H152V159H153V158L156 156L154 159H155V160H158L157 163H159V167H157V166H158V165H157L156 168H155V166H153L154 164H153V162H152L150 159H148V158L146 159L145 157H142V159H143V160L146 159V160L149 162V164H153V165H151L150 167L154 168V170H152V169L149 170V172L152 170L151 172H153V175H151V173L149 174V172H147V174H146V173H145L146 171H144V174H145V175H143V170H142V169L145 168V169H147V171H148V168H150V167H149V164H148V162H147L146 160H144L145 166H144V163H143L142 160H139V161L137 162V164L139 163V165H137V164L134 162V163H135V166L137 165V167L133 166V169L136 168V170H135L134 173H137V175L139 176V178L137 179V180H139L138 183L140 184L141 181H142V183H141L142 187H144V186L146 187L145 182H146V180H147V186L150 185V188H151V187L153 186L154 183H152V186H151V183L148 184V182H151L152 180H154L153 182H155V188H154V189H155V192H156V194L158 195V197H160V195L164 192V190H163V192H162V190H161V189H164V188H161L162 186L164 187L163 183H165V188H167V187L169 188V186L166 187V182H167V181H166V182H163V181H164V178L161 180L162 182H161L160 180L158 181L157 179H153V178H155V177H159V178H161V176H164V175L167 174V172H165V171H167V169H166V170L163 171V172L166 173V174H164V175L162 174L161 176H158L159 174L155 175L157 170H159V171L161 172L162 169H159V168L161 167L162 163H163V165H164L163 159H161L162 157H161L160 155L158 156V151H156ZM159 153H160V152H159ZM161 153H164L163 150H162ZM204 153H206V152H204ZM2 154H3V152L0 154V158L3 156ZM178 154H179V153H178ZM190 154H191V153H190ZM192 154H191V155H192ZM213 154H214V153H213ZM166 155H167V156H166ZM169 155L171 156V158H170L169 161H168L167 159H168V156H169ZM180 155H181V154H180ZM188 155H189V154H188ZM193 155H192V156H193ZM201 155H203V152H202ZM210 155H211V156H210ZM126 156H128V155H126ZM144 156H145V155H144ZM170 156H169V157H170ZM203 156L206 157L207 155H203ZM217 156H218L217 154H216V155L214 154V158H212L213 161H210V162H209V161H208V160H210L209 157H207L208 160H207V159H206V160H207L208 163H211V164H212V163L214 162V160H216L215 157H217ZM157 157H159V158L156 159ZM183 157L185 158L186 155L180 157V160H181ZM199 157H200V156H198V158H199ZM189 158H190V156H189ZM191 158H193V159H194V158L197 159V158L194 157V156L191 157ZM185 159H186V158H185ZM187 159H188V157H187ZM199 159H202V158H199ZM124 160H122L121 163H123ZM127 160H129V159H127ZM183 160H184V159H183ZM188 160H189V159H188ZM191 160H192V159H191ZM203 160H204V162L206 161L205 158H204ZM159 161H160V162H159ZM161 161H162V163H161ZM189 161H190V160H189ZM128 162H129V163H128ZM171 162H169V163H171ZM187 162H188V161H187ZM190 162H191V161H190ZM140 163H143V164H140ZM146 163L148 164V166L146 165ZM160 163H161V165H160ZM169 163L167 164V166H169ZM181 163H183V162H181ZM188 163H189V162H188ZM198 163L200 164V161H199ZM198 163H197V164H198ZM205 163H206V162H205ZM185 164H186V163H185V161H184V163H183L182 165H185ZM190 164H191V163H190ZM140 165H143L144 167L141 168L142 166L140 167ZM170 165H172V164H170ZM173 165H176V164L174 163ZM186 165H187V164H186ZM206 165H207V164H204V167H205V168H206ZM146 166H147V167H146ZM164 166L167 167L166 165H164ZM179 166H180V165H179ZM0 167H1V166H0ZM134 167H135V168H134ZM138 167H139V169L141 168L142 173L140 172L141 170H137ZM162 167H163V166H162ZM172 167H173V169H174V166H172ZM180 167H181V166H180ZM191 167H192V166H191ZM191 167H189V168L191 169ZM201 167H203V165H202ZM204 167H203L202 170H199V171H198L199 174L197 173L198 178L200 179V183H199L198 186H200L201 184H204L203 181H204L205 183H207L206 181H208L210 178H212L211 176L213 175L212 170L209 168V167H210V164H209V166H207L208 169H205V170H204ZM127 168H129V169H127ZM130 168H131V169H130ZM177 168H178V167L176 166V169H177ZM181 168H183V167H181ZM185 168H186V167H185ZM189 168H188V169H189ZM124 169H122V170H124ZM163 169H164V168H163ZM170 169H171V166H170ZM192 169H193V168H192ZM125 170H124V172H125ZM179 170H180V169L178 168V171H179ZM203 170H204V171H203ZM138 171H139V173L142 174L141 176H146L147 178H146V177H145V178H144V177L142 178V177L140 176V174L138 173ZM168 171L171 172V170H168ZM172 171H174V170H172ZM182 171H183V169H182ZM185 171H186V169H185ZM200 171H201V172H200ZM202 171H203V172H202ZM208 171H209V172H208ZM122 172H123V171H122ZM122 172H121L120 174H121L122 176H124L126 173L123 172V174H122ZM132 172H133V171H131V173H132ZM176 172H177V170L175 171V173H176ZM187 172H188V170H187ZM211 172H212V173H211ZM129 173H130V172H129ZM129 173H127V174H129ZM131 173H130V174H131ZM175 173H173L174 176L176 175ZM177 173H178V172H177ZM183 173H184V172H183ZM127 174H126V175H127ZM148 174H149V175H148ZM160 174H161V173H160ZM184 174H185V173H184ZM187 174H188V173H187ZM187 174H185V175H187ZM209 174H210V175H209ZM211 174H212V175H211ZM131 175H133V174H131ZM135 175H136V174H135ZM147 175H148V176H147ZM167 175H168V174H167ZM167 175H166V177H167ZM171 175H172V174H169V176H171ZM178 175H179V174H178ZM178 175H176V176H178ZM180 175H181V179H182V174H180ZM200 175H201V176H200ZM128 176H130V175H128ZM152 176H153V178H152ZM169 176H168V177H169ZM174 176H171V177H174ZM203 176H204V177H203ZM208 176H209V177H208ZM134 177H136V176H134ZM164 177H165V176H164ZM166 177H165V178H166ZM168 177H167V179H168ZM184 177H185V176H184ZM141 178H142V180H140ZM150 178H152V179H150ZM174 178H176V177H174ZM179 178H180V177H179ZM130 179H132V181L134 180V185H135V180H136V178L134 179V178L132 177V178H130ZM149 179H150V181H149ZM184 179H186V177H185ZM120 180L122 181V180H123V177H121ZM124 180H125V181H126V180H129V177H128V178H125ZM155 180L158 181L159 183H156ZM165 180H166V179H165ZM176 180H177V178H176ZM202 180H203V181H202ZM132 181H130V182H132ZM201 181H202V182H201ZM130 182H129V184H131ZM160 182L162 183V185H160ZM183 182H185V181H183ZM132 183H133V182H132ZM138 183L136 184V186L138 185ZM178 183H179V181H178ZM181 183H182V181H181ZM34 184L37 186V184H39V183L36 182V183H34ZM129 184L127 185V192H128V191L131 192V193H130L131 195H129V192H128V196H129V197H131V196H132V197H135L138 191L135 193L136 190H134V189L139 190V188H137L136 186H135V188H134L133 185H129ZM157 184L160 185V186L158 185L159 188H157L158 186L156 187ZM179 184H180V183H179ZM141 185H140V187H141ZM143 185H144V186H143ZM180 185H181V184H180ZM180 185H179V186H180ZM182 185H183V184H182ZM182 185H181V188H183V187L185 188V185H183V186H182ZM186 185L188 186V184H186ZM170 186H171V185H170ZM198 186H197V187H198ZM204 186H205V184H204L203 186H200V187H202V190H203V191H204V189H205ZM130 187L133 188L132 191H130V190H131ZM138 187H139V185H138ZM145 187L143 188V189H144V192H147V191H149V190H152V188H153L154 186H153L151 189H149V188H147V187L145 188ZM188 187H190V186H188ZM188 187H187V188H188ZM129 188H130V190H128ZM156 188H157L158 191H156ZM184 188H183V189H184ZM187 188H186V189H187ZM145 189H149V190H146V191H145ZM179 189H180V188H179ZM183 189H180V190L182 191ZM186 189H185V190H186ZM200 189H201V188H200ZM133 190H134V191H133ZM159 190H160V192H159ZM188 190H190V188H189ZM196 190H197V189H196ZM196 190L194 189V191H196ZM198 190H199V188H198ZM202 190H200V193L202 192ZM139 191H141V189H140ZM152 191H153V193H154V190H152ZM183 191H184V190H183ZM27 192H28V189L26 188L25 184L22 183V230L25 228V229H24L25 231H23V232L27 233L26 237H27V239H29L28 241L26 240V242H25V241L22 242V243L24 244V245L22 244V247H25V246H26L25 248L28 249V250H27V251H28L27 255H28L29 260H30V261L32 260V261L35 263V260H37V259H34L35 257L32 255V254H33V248H34V246H35L37 249H39V247H40L41 245H44V248H45V246H46V248H45L46 250L44 251V248H42V247H40V249H42V250H43L44 252H46V253H49V251L52 249V247H51L52 244H54V241L56 240V237H57V239H60V242H59L60 245H66V246L74 245V244L76 243V241H78V240H77V239H75V240L73 239V240L70 242V243H73V244H70V245H68L67 243L65 244V242H68V240H66V238H65L64 236H65V234H67V233L69 232V230H68L69 227H68L67 224L64 223L63 221H62V223L59 225L60 227H59V226L56 227V226H55L56 224L53 223V221H52V220H53V214H54L53 211L55 210V209H53V208L55 207V206H54L55 204H54V197H53V195L51 194L50 190L40 191V192H38L37 195L33 194L32 196H30V194H27ZM42 192H43V193H42ZM132 192L135 194V196H134V194H133ZM150 192H151V191H150ZM150 192H149V193H150ZM165 192L167 193L168 191L165 189ZM165 192H164V193H165ZM172 192H173V190H172V187H171V190H169V195H170V197L172 196ZM174 192H175V191H174ZM184 192H185L184 194H185L186 196L189 194V192H188V193H187L186 191H184ZM190 192L192 193V195H190L191 193L189 194L190 196L188 195V198L190 197V198H189L190 200H191V198L193 199V197L195 198L196 196H197V197L201 196V194H200V195H197V192H199V191H196V195H195V192H193L192 190H190ZM40 193H41V194H40ZM138 193H139V192H138ZM140 193H143V191L140 192ZM149 193H148V195H145V193H143V196H142V194H141L140 196H139V194H137L136 197H138V198L140 197V199H142L141 202H145V204H147L146 206H147L148 211H149L148 205H151L152 207L150 206V208L152 209L153 213H152L151 209H150L151 212H148L146 208H145V210H141V209H142V206H144L145 204H142V205H141V203H140V199H139V201H138V200H137L138 198H134V199H136L135 201L132 200V201H134V204H136V202L138 201L137 204L135 205V208H134V212H135V209H136V212L138 211L137 213H139L138 215H136V218L138 217V220H140V219L143 218L144 222H146L147 220L149 221L150 219H152L154 213L156 212L154 216L157 217V218H159V219L162 218L163 215L165 216V219H166V218H170V219H168L169 222H168V221H164V219H163L164 216H163L162 220H163L164 222H162V223H163L162 230L165 231L166 229L168 230V229L171 227V228H170L171 231H172V230H173L174 232L176 231V233L179 234V233H178V232H179L178 229L180 230V229H181V225H184V224H181V225H180L179 222H181L182 220H185L186 218H184V217H187V216H184V215L186 214V210H187V209L185 208V206H187V205L189 204L188 202H190L189 199H187L188 201H187L186 199H184V200H186V202H187L188 204L185 203V201H183L182 203H184L185 206L181 207V204H182V203H180L181 201H180V198H179V197H178V198H179V201H180V202H177V201H174V200L172 201V199H173L174 196H176V195H174V196L172 197V199H171V198L169 197L168 194H164V196L166 195L165 197H163V198H164V201H166V200H167V201L163 203V202H160V201H162V200H160V199H161V197H162L163 194L161 195L160 199H159L158 197H156V198H158V199H155V198L153 197V198L155 199V200H153L152 197H151L152 199H151V198L149 199V197H150V196H153L155 193H154L153 195H152L151 193H150V194H151V195H150ZM160 193H161V194H160ZM186 193H187V194H186ZM42 194H43V195H42ZM44 194H45V196H46V195L48 196V197L46 196L47 199L44 198ZM124 194H125V193H124ZM156 194H155V195H156ZM182 194H183V192H182ZM184 194L181 195V196H184ZM28 195H29V197H28ZM50 195H51V196H50ZM125 195H127V194H125ZM125 195H124V196H125ZM144 195H145V197L147 196V198H145ZM155 195H154V196H155ZM157 195H156V196H157ZM193 195H194V196H193ZM38 196H39V197H40V196L43 197V200H42V198H39ZM128 196H126V197H128ZM141 196L144 197V198H142ZM148 196H149V197H148ZM181 196H180V197H181ZM191 196H193V197H191ZM126 197H125V198H126ZM129 197H128V200H129ZM176 197H177V196H176ZM176 197H175V199H176ZM48 198H49V201H48ZM163 198H162V199H163ZM165 198H166V200H165ZM169 198H170L171 200H170ZM185 198H186V197H185ZM199 198H200V197H199ZM199 198H197V200H198ZM144 199L147 200V203H146V201H144ZM148 199H149V200H148ZM195 199H196V198H195ZM195 199H194V201H197V200H195ZM39 200H42L45 204H44L43 202L39 201ZM52 200H53V202H51ZM126 200H127V199H126ZM126 200H125V201H126ZM150 200H151V202H149ZM158 200H160V201H158ZM169 200H170L171 202H170ZM45 201H46V202H45ZM155 201H156V203L159 202V203H160V206L163 205V207H167V209H168V208H172V206H169V205H167V204L172 205V204H174V202H177V204L180 203V204H178L177 206L180 205V207H181L182 209L184 208L183 210H185V211H184L185 213L180 214V215H182V218H183V219H182L181 216L178 214V215L180 216V220H179V218H178L179 216H177V214H176V216H177L176 218H177V219L173 217V218L176 219V221H177L176 224H175L174 219L172 220L171 217H169V216H172V215L165 214V213L163 212V215L160 216V214H162V211L160 212L161 209H160L159 207L156 208L157 205L159 206V203H157V205H156L155 207L153 206L154 204H156V203H154ZM192 201H193V200H192ZM192 201L190 202V205H191ZM47 202H49L50 204L47 203ZM112 202H113V201H112ZM148 202H149V204H148ZM42 203H43V204H42ZM96 203H97V202L92 203V210H93L94 212L92 213V211H90V213H91V214L89 213L90 216H92L93 214L95 215V212H98L97 210L100 209V207L98 208V205H97ZM139 203H140V204H139ZM150 203H151V204H150ZM152 203H154V204L152 205ZM48 204H49V206H48ZM164 204H166V205H164ZM184 204H183V205H184ZM109 205H110V204H109ZM137 205H139V206L141 205V206H140L141 208H140V207H137ZM192 205H193V210L189 211L188 214H189V216L192 214L191 217H194V215H196V212H194V211H195L194 209H195V207H196L197 205L195 206L194 203H193ZM51 206H52L53 208H52ZM133 206H134V205H133ZM174 206H175V204H174ZM194 206H195V207H194ZM47 207H48V208H47ZM49 207H50V208H49ZM109 207H110V208H109ZM109 207H108L109 210H108V209L105 210V208H104V211H106V213L104 212V215L107 214V212H109L110 214H113V213H114V211H113V210H114V209H113L114 207H113V208H112V206H109ZM136 207H137V208H136ZM163 207H161V208H163ZM187 207L189 208V205H188ZM93 208H94V209H93ZM138 208H140V209L137 210ZM158 208H159V209H158ZM174 208L177 209L178 207H177V208L174 207ZM174 208H172V209H174ZM181 208H180V210H181ZM191 208H192V207H191ZM95 209H96V211H95ZM110 209H111V210H110ZM112 209H113V210H112ZM143 209H144V207H143ZM155 209H157V211H154ZM163 209H164V208H163ZM44 210H45V211H44ZM48 210H49V212H48ZM177 210H179V209H177ZM180 210H179V211H180ZM183 210H182V212H183ZM196 210H197V209H196ZM111 211H112L113 213H112ZM132 211H133V209H132ZM140 211H141V212H140ZM142 211H144V212H142ZM145 211H147V212H146V215H147V213H148V215H149V216H152V217L150 218L149 216H148V217H147V216H144V215H145ZM158 211H159L160 213H159ZM192 211H193V212H192ZM197 211H198V210H197ZM202 211H203V210H202ZM31 212H32V213H31ZM100 212H101V209H100ZM157 212H158V213H157ZM175 212H176V211H175ZM200 212H201V211L199 210V214H200ZM205 212H206V214H207V211H206V210H205ZM142 213H143L144 215H140V214H142ZM149 213H152L153 215H152V214L150 215ZM176 213H177V212H176ZM178 213H180V212H178ZM202 213H203V212H201V214H202ZM31 214H32V215H31ZM48 214H49V216H47ZM50 214H51V215H50ZM100 214H101V216H103V215H102V212H101ZM131 214H132V212H131ZM131 214H129V212H128L127 215L130 216ZM133 214H134V213H133ZM133 214H132V216L135 217V215H133ZM158 214H159V215H158ZM188 214H186V215H188ZM193 214H194V215H193ZM204 214H205V213H204ZM208 214H210L209 211H208ZM212 214H213V212L211 213V215H212ZM94 215H93V216H94ZM127 215H126V219L129 220V219H128L129 217H127ZM156 215H157V216H156ZM166 215H168V217H167ZM211 215H209V216H211ZM31 216L33 217V221L37 222L36 225H38V226H35L36 228L33 226V225L35 224V223L33 224V221H32V222H31V221L29 222V221L26 220L27 218H29V217H31ZM132 216H131V217H132ZM139 216H140V217L143 216V217H142V218H139ZM198 216H199V215H198ZM201 216H203V215H201ZM204 216H206V215H204ZM134 217H132V218H134ZM191 217H190V219H191ZM34 218H35V219H34ZM136 218H135L136 223H137V224L141 223L142 220L139 222L138 220H136ZM144 218H145L146 220H145ZM147 218H148V219H147ZM157 218H154V219L157 221ZM194 218H196V217H194ZM194 218H193V219H194ZM89 219H90V221H92L91 218H89ZM89 219H88V220H89ZM181 219H182V220H181ZM160 220H161V219H160ZM160 220H158V221L161 223ZM166 220H167V219H166ZM186 220H187V219H186ZM186 220L183 221V222H185V226H186V224L188 223L187 225H188V227H189V224H190L191 221H189V220L186 221ZM191 220H192V219H191ZM90 221H89V222H90ZM130 221H131V219H130ZM132 222H134V219L132 220ZM132 222H130V224H132ZM144 222H143V224L141 223L142 225L139 224L137 227H135V228H136V231H138L137 233H135L136 231H135V229H134L132 226H130V227H132V228L129 229V225H130V224H128V226L126 225V228H128L129 231H130V230H131V232L135 231L134 234L132 233V234H130V235L127 236V238H129V239H128V242L135 243V244H137V246L139 245V247H141V246L144 244V242H146V243L144 244V246H147V244H148V246H149L150 244H153V245H150V247H146L147 250H145V248H143V246H142L141 248H142V250H143L144 252H148V250H149L151 254H153V255H154V254L158 255L159 253L162 252V251H159V250H160V249H159L160 244H161V245L163 244L162 247H164V245H167V244H165L166 242H168V241L166 240V237H165L166 235L164 236V238L161 236L162 239L160 238V236H157V233H156V232H159V229H160V228H158L157 226H154L155 224H154L153 222H155V221H153V222H150V221H149L151 224L153 223L152 226L155 227V228H152V229H151V225L149 224V222H148L149 226L147 225V222H146V223H144ZM165 222H166V224H165ZM186 222H187V223H186ZM193 222H194V221H193ZM84 223L87 224L88 221L85 220ZM127 223H128V221H127ZM136 223L134 222L132 225L135 226V225H137ZM155 223H156V222H155ZM160 223H157V224L159 225ZM162 223L160 224V226H162ZM169 223H170V224H169ZM171 223H172V224H171ZM181 223H182V222H181ZM63 224H65V225H63ZM164 224H165V227H164ZM27 225H28V226H27ZM31 225H32L33 227H32ZM52 225H53L54 227H52ZM80 225H81V224H80ZM146 225H147L150 229H149ZM166 225H167V226H166ZM174 225H175V227H174ZM177 225H179L178 227H180V228H178ZM201 225H202V224H201ZM142 226H143V227H142ZM144 226H145V228H144ZM160 226H159V227H160ZM37 227H39V228H37ZM61 227H62V228H61ZM140 227H142L141 229H143V230L139 229ZM176 227H177V228H176ZM188 227H187V229H188ZM191 227H192V226H191ZM191 227H190V229H191ZM193 227H195V225H194ZM198 227H199V226H198ZM201 227H202V226H201ZM201 227H200V228H201ZM30 228H31V229H30ZM137 228H138V229H137ZM146 228H148L149 230H153V229L155 230V229L158 228L156 231L153 230V232H152V233H154V234H152V235H154L153 238L150 237V236H147V237H149V239L152 238V239H154V240H155V239L158 240V239L160 238V240H158V241L156 240L157 242H159V241L162 240V242H159V243L155 244V245H157V247H156L157 249H156V250H153V248L155 249V247L152 248V246H155V245H154L155 241H154V243H152V242L149 243L150 240L148 239L149 241H147V238L145 239L146 234H144V235L141 234V232L143 233L144 230H145L144 233L151 234V231L149 232V230H148V232H147ZM36 229H39V230L41 231V232H39V230L36 231L37 233L39 232L41 236H39V234H36V232L34 231V230H36ZM55 229H56V230H55ZM132 229H134V230H132ZM183 229H184V228H183ZM198 229H199V228H198ZM198 229H197V230H198ZM31 230H32V231H31ZM62 230H63V231H62ZM124 230H125V229H124ZM126 230H127V229H126ZM128 230H127V231H128ZM140 230H141V232H140ZM162 230L160 229V233H161ZM167 230H166V231H167ZM185 230H186V229H185ZM191 230H193V228H192ZM197 230H196L195 232H196V233H199L200 230H199L198 232H197ZM204 230H206V229L204 228ZM27 231H28V232H27ZM42 231H43V233H42ZM60 231H61V232H60ZM166 231H165L164 233H167V234H168V235H167V239H168L169 233L172 234L173 232L171 233L170 230H168L169 232H168V231L166 232ZM182 231H184V230H182ZM186 231H187V230H186ZM23 232H22V235L24 234ZM162 232H163V231H162ZM201 232L204 233V231H200V234H199V235H201ZM31 233H32V234H31ZM129 233H130V232H128V233L125 232V235H126V234H129ZM138 233H140L142 236H145L144 239H143L142 237H140L141 235L138 234ZM176 233H175V235H172V236H176V237H177L178 235H177ZM180 233H181V230H180ZM184 233H186V232H184ZM196 233H195V235H196ZM30 234H31V235H30ZM35 234H36V235L38 236V238H40V239L42 240V242H43V244H42V243H39V244H41L40 246H39V245H35V244H38V242H36ZM55 234H57V235H55ZM107 234H108V232L105 233V234H101V235H99V237L104 235V236L102 237V239H104V238L107 236ZM110 234H111V233H110ZM110 234H108V236H109ZM173 234H174V233H173ZM132 235H133V236L135 235V238H133ZM136 235H138V238H140V239L137 240V241H139V242L141 243V245H140V243L137 242V241H135V242H134V241H133V242L131 241L130 238H132L133 240H134V239H135V240L137 239V238H136ZM139 235H140V236H139ZM155 235H156V236H155ZM160 235H161V234H160ZM108 236H107V237H108ZM129 236H130V237H129ZM196 236H198V234H197ZM22 237H23V236H22ZM33 237H34V238H33ZM60 237H61V238H60ZM199 237H200V236H199ZM23 238H24V237H23ZM91 238H92V237H91ZM95 238H96V239H99V238H97V236H96ZM178 238H179V237H178ZM40 239H39V242L41 241ZM88 239L90 240V237H88ZM92 239H93V238H92ZM141 239H143V240H142L143 243L140 241ZM163 239L165 240V243H163V241H164ZM32 240H35V241H32ZM53 240H54V241H53ZM62 240H63V241H62ZM65 240H66V241H65ZM129 240H130V241H129ZM144 240H146V241H144ZM179 240H180V239H179ZM179 240H178V241H179ZM183 240H184V238H182L181 241H183ZM29 241H30V243H27V242H29ZM64 241H65V242H64ZM181 241H179L180 243L178 242V244H182ZM44 242H45V243H44ZM63 242H64V243H63ZM199 242H200V243H196V246H197V245L200 246V247H196V248L198 249V250L196 249V252L198 251L199 253H197V254H198V255L200 254V255L198 256V255L196 254V258H199V257L201 256V250H203V249H201V246H203V245H202L201 241H199ZM55 243H56V242H55ZM138 243H139V244H138ZM30 244H31V247H29ZM168 244H169V242H168ZM132 245H134V244H132ZM37 246H39V247H37ZM128 246H129V245H128ZM128 246H127V247H128ZM134 246H135V245H134ZM167 246H168V251H169V248H170V247H169V245H167ZM167 246H165V247H167ZM162 247H161V248H162ZM171 247H172V246H171ZM176 247H177V246H176ZM66 248H67V247H66ZM66 248H65V249H66ZM129 248H130V250H133V249H132L133 247L131 248V247L129 246V247H128V250H129ZM141 248H140V250H141ZM149 248H151V250H150ZM173 248H175V247H173ZM188 248H189V247H187V249H188ZM190 248H191V247H190ZM190 248H189V249H190ZM40 249H39V250H40ZM86 249H87V248H86ZM135 249H136V248H135ZM135 249L132 251V252L134 253L133 255H135V253H139V254L141 253L140 255L138 254V256H139L140 258H143L141 261H142L143 264H145L144 262H147L146 259L148 260V258H146L145 261H143V260H144V257H146L148 254L143 252L145 255L147 254L146 256H144V255H142V250H141V251L139 250V251L134 252ZM138 249H139V248H138ZM158 249H159V250H158ZM164 249H165V248H164ZM164 249L162 248L163 251H164ZM178 249H180V248L177 247V250H178ZM181 249H182V247H181ZM181 249H180V250H181ZM187 249H185V247H184V250L187 251ZM191 249H192V248H191ZM200 249H201V250H200ZM126 250H127V249H126ZM128 250H127V251H128ZM166 250H167V248H166ZM166 250H165V251H166ZM172 250H173V249H172ZM172 250H171V248H170V251H172ZM177 250H176V248H175V251H174V252L172 251V253H173L172 255H173V256L171 255L170 258H173V257L176 255V254H174V253L177 252ZM180 250H179V252L182 251V250H181V251H180ZM127 251H126V253H127ZM153 251H154V252H153ZM157 251H158L159 253H155V252H157ZM170 251H169V252H170ZM190 251H191V250H190ZM85 252H87V250H85ZM130 252H131V251H130ZM179 252H178V253H179ZM183 252L186 254L185 251H183ZM187 252H188V251H187ZM191 252H192V253H195V252H193V251H191ZM189 253H190V252H189ZM189 253H188V254H189ZM202 253H203V252H202ZM151 254H149V256H150ZM162 254L164 255V257H162L164 261L162 260L161 257H159V259H160V260H159V259H157L158 257L156 258L155 255H154V256H150V259H151V257H153V258H152L153 261H154V259H156L152 264H158V263H160L159 261H161V260H162V261H161L162 263H160V264H164L165 261H166L165 264H169V262L167 263V260H168L167 258H169L167 255H168V254L170 255L171 253H168L167 255H165V252H162ZM180 254L182 255V253H180ZM188 254H187V255H188ZM130 255H131V254H130ZM130 255H129L130 258L127 257V258H129V259H127V260L129 261V263H130V261H131V263H132L134 260H132V258H131ZM133 255H132V256H133ZM141 255H142V256H141ZM159 255L161 256V254H159ZM159 255H158V256H159ZM163 255H162V256H163ZM181 255H178V256H181ZM191 255H192V254H191ZM193 255H195V254H193ZM193 255H192V256H193ZM29 256L32 257V258H30ZM126 256H128V255L126 254ZM126 256L123 255L124 259H126ZM135 256H136V255H135ZM143 256H144V257H143ZM165 256H166L167 258H165ZM178 256L176 255L175 257L177 258ZM189 256H190V255H189ZM192 256H191V257H192ZM33 257H34V258H33ZM47 257H48V256H47ZM175 257H174V258H175ZM136 258H137V257H136ZM140 258H139V259H140ZM170 258H169V259H170ZM174 258H173V260H174ZM185 258H186V257H185ZM42 259L44 260L45 257L42 258ZM73 259H74V260H79L78 257H75V258H73ZM122 259H123V258H122V256H121V259L119 258L118 263H121L120 260H122ZM124 259H123V261H124ZM133 259H135V257H134ZM139 259H138V258L136 259V260L138 261L137 263L141 262V261H139ZM150 259H149V260H150ZM187 259H188V258H187ZM187 259H186V260H187ZM194 259H195V258H194ZM39 260H40V259H39ZM43 260H41L40 262H43ZM136 260H135V263H136ZM149 260H148V261H149ZM177 260H178V259H175V261H177ZM180 260H181V259H180ZM180 260H178L179 263H180ZM182 260H183V257H182ZM186 260H185V261H186ZM197 260H199V259H197ZM197 260H193V262L195 263V261H197ZM32 261H31V262H32ZM119 261H120V262H119ZM128 261H124V262L121 263V264H125V263L127 264ZM150 261H151V260H150ZM150 261H149V262H150ZM168 261H169V260H168ZM175 261H173V262L176 264ZM187 261H188V260H187ZM191 261H192V260H191ZM105 262H106V261H105ZM105 262H104V264H105ZM156 262H157V263H156ZM171 262H172V261H170V264L173 263V262H172V263H171ZM189 262H190V261L186 262V264L189 263ZM43 263H44V262H43ZM43 263H39L38 260H37V263H36V264H43ZM48 263H49V262H48ZM75 263H77V262L72 261L71 264H75ZM100 263L103 264V262H101V258L99 259V264H100ZM133 263H134V262H133ZM137 263H136V264H137ZM174 263H173V264H174ZM183 263H184V260H183ZM45 264H47V262H46ZM49 264H53V263H49ZM54 264H56V263H54ZM69 264H70V263H69ZM140 264H141V263H140ZM148 264H149V263H148ZM180 264H181V263H180ZM184 264H185V263H184ZM191 264H192V263H191ZM195 264H196V263H195Z\"/></svg>", "mask_w": 264, "mask_h": 264}]
</instances>
